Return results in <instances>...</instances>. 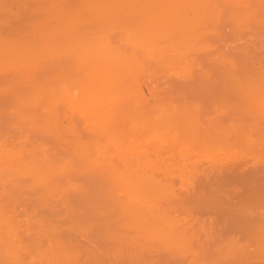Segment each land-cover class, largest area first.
Here are the masks:
<instances>
[{
	"label": "bare ground",
	"instance_id": "1",
	"mask_svg": "<svg viewBox=\"0 0 264 264\" xmlns=\"http://www.w3.org/2000/svg\"><path fill=\"white\" fill-rule=\"evenodd\" d=\"M208 1L210 3V7H211V2L212 1H215V0H29V1H27V5H25L26 4L25 1L23 2L22 0H6L7 4L8 3H10V4L13 3V5L14 4L16 5V6H14L15 7V11L14 10H10L11 13H12V11H14V12L11 15L12 16V20L9 21V19L11 18V17L8 18L10 16L9 15L10 13L8 12L9 13V14H7L8 16L6 15L7 18H6V16L3 15L4 12H6L8 10V8H7V10H4L3 8H6V6L2 3V0H0V5H1V8H2V9L0 8V12L3 11V12L0 13V32L2 31L3 28L10 27L12 25L11 23L17 24V28H14L13 26H11L12 28H14V34L16 33L15 37L13 36V39L11 37L12 40L9 37L8 38L10 39V41L9 40H6L7 36H6L5 39H4L5 36L3 38H1L2 37V34L0 33L1 34L0 35V73H1L0 76L7 74V76L5 75L6 79L8 77H10V81L7 80V81H9V84L7 85V84L4 83L5 84L4 85L5 88H3L4 90L2 91V89H0V96H4L5 95V97H6V94H4V93L10 92V94H8V93L7 94L9 96H11L9 98L10 99L9 101L12 100L11 101L12 102L11 104L13 106L11 105V107H14L15 109H13V108L12 109L14 110L15 114L17 113V116L15 115V117H18L19 118V116L21 115L19 113H20V110H21L20 108L22 106H29L31 104V107H34L35 106L37 108L38 107L39 108H42L40 106H42L43 103L41 104V101L39 100V98H36V96H35V94H36V91L34 89V86L35 85L32 84V86H31L30 83H27V81H26V80H28L27 74L32 73L31 76H33L34 75V72H37V70L40 69V67H41V65L39 64L40 62H42V64H43V62H46V63L48 62V66L51 67L50 69H54L57 66V64H58V61H59L58 58H60L61 55H64L66 53H69L70 55H73L74 54V56H72V58L73 57H76L77 59L78 58H80V59H86L85 61L84 60L81 61L80 59H78V60L76 59L77 62L75 60L74 65L72 63L73 66H75L77 64L76 68H80L81 67L80 65L83 62L84 63L85 62L88 63V60L91 57L90 55H93V54H98L97 57L100 56L99 58H96V59H99L100 60V67H99V69H102V67L104 68L105 67L104 65H106L105 63L107 61H110L111 59H113V60L115 59L114 61H117L118 63H121V64H117L118 66L114 63L116 65V67H115V65H112V66L110 65V67L108 66L109 68L107 70H109V71L112 70V71L110 73L108 72L109 75L108 76L106 75L107 78H105V77L103 78L102 77L103 74H101V73L106 72V71H103L104 69L103 70H99L100 73H99V71L98 72L95 71V70H98V69H96V67L98 65H94V64L96 62L98 64V61H96L94 63L92 62L93 65H90L89 64V66H90L89 69H87V67H89V66L88 65H85L87 71L85 72V75H84L85 78H83V79H88V80L91 81L92 79L93 80H96V79H99L100 77H102L103 80H104V82H105L104 85H103V82L102 81H100V82L102 83L103 86H100V83L98 84V82H97V81H99L102 78H100L99 80L96 81V84H98V85H96L95 82H92L93 80L91 81L92 83H90V81H88V80H87L88 82H86V83H76L75 82L76 80H74L75 83L74 82L72 83V85H74V87L73 86L72 87L74 89H78L79 90L78 92H80V98L81 99L78 98L79 96L78 97L75 96L74 99L75 98H77V99H75V101H74L73 97H72L73 100H71L70 99L71 98L70 95L69 96L67 95L68 98H65V100H64L66 102V104L68 103L69 99L72 101V104L75 103L76 100H78L79 103H80V100H82L81 101L82 104L81 103L80 104L83 107H85V109L83 108L84 111L88 115H90V117L89 116L87 117L86 116L87 114L85 115V118L87 117V120L86 121L83 120V123L85 125L88 124V130H89V127L91 128V125L93 124L92 127H96L97 132H99L98 136H100L101 138L103 137L102 139H100L98 137L100 139V141H98L97 139H95V141H92V144H94V146L92 147L93 148V153H94L93 156L94 157H88L90 154L88 156L85 154V152H86L85 151L86 145L83 144L84 142L83 143L82 142H79V140H80L79 139L78 142L75 145V142L77 140L73 142V140H74L73 138L71 139L72 143L71 142H68L67 140H65L63 138L64 139V142L63 143H67L68 142L69 145H70V147H73L74 150L72 152H70V153L71 154H74V155L76 153V156H78V158L76 157V159H77L76 162H73L74 159L68 160V159H65V157L63 159V156H62V159L60 157V160H57L59 157L56 160H53L50 157L49 152L45 148H42V147L40 148V147H37L36 146L37 149H34V150H24V149H22L24 146L22 147L20 143L17 144V145L20 144L19 145L20 147L19 146L17 148H15V147L13 148L12 147L13 149L12 148L10 149V147H9V149H7V148H5V147H3V146L0 145V264H124V261H123L124 259H126V261H128L125 264H127V263L128 264H142V263L139 262L140 257H141V260L144 261L142 259V258H144L143 257L144 254L143 253H145V252L148 253L152 248H155V249L154 250L152 249L153 252L151 251L150 253L158 252V253H156L155 256L156 257L159 256V258L163 259L166 262V264H167V261L166 260H168V262H169L168 264H173V263L178 264V262L181 260V264H182L183 261H185V259L187 258V257H185L187 255V254L185 255V253H187V252L189 254V255H187V256H189V259H188L189 261H187L188 264H215L214 262H216V261H218L216 264H218L219 261L222 264L223 263V261H222V258L223 257H220L219 254L217 253L218 252V249L221 250V253H222L221 256L224 254L223 255V256H225L224 257V260L228 259V260H231V263L232 264L233 263L234 264L235 263L240 264V262L243 259V258H241V256L243 255V253H242V255H240L241 254L240 251L242 249H240V251H238V254H236L235 251H233L234 250L233 249V246H232L234 244L233 241H236V240H234V238H233V241H231L232 240V236L229 237V239H231L230 240L231 242L228 240L230 243H233V244L227 246V247H230L229 249L226 247L227 244H230L228 241H227V244H224L225 246L222 244L221 249L217 247L218 249H217V252L216 253L218 255L217 256L214 255V256H216V258L212 255L213 258H210L209 259V260L213 261V259L215 258L213 262L209 261L208 263H206V261L208 259L206 261H204L203 259H200V256H199L200 254L197 255V251H195L194 253H191V249H190V248H192V247H190V245L192 243L191 238L193 237L194 234L195 235L197 234L199 236V233H202V236H203L201 238L196 237L197 238V241H199V243L202 240V238H205V236L207 238V240L205 238V242L206 243L205 242H202L204 244H201L200 243L201 245L198 243L200 246H202L201 248H203L202 253H205V252L206 253H210V252L206 251L208 249H205V247H206V244L209 243L208 242V238L210 239V237H211V235L209 234V232H206L207 231L206 230V226H207V228H211L212 226L210 227V225H209V224H212V223H209L211 221H209L208 222V225H207V223H205V220H204V222H201V219H198V218L197 219L196 218L193 219L195 217L194 215H192L193 218H189V217H186L187 219L186 218L185 219L182 218L183 221L180 219L185 226L187 225V222L188 221H193L194 220V221H196L198 223V220H200V222H201L200 224H198L199 225V228H198V225L196 224V222L193 221L195 223L194 225H197L196 226L197 227L196 229L197 230L199 229V231H198L199 233L197 232L196 229L195 230L193 229L194 231L192 230V233L194 232V234L192 235L190 233L191 232V230H190L189 233L192 235V237L189 236V238H187V236H186V233L188 234V232H186L187 229L189 230V228L191 229V228H194L195 226L193 227L191 225L192 227L191 226L189 227V225H190L189 224L188 227L186 226L187 229H185V226L180 223L181 221L180 222H177L178 223L177 226H182L183 225L184 226L183 231L184 230H186V231H184V232H182V231L180 232L179 231V234L178 235H172V232H174L173 229H175V227H177V226H174L175 223H172L170 219L171 218L173 219L174 217L176 219H179V218H177V215L179 216V213H180L179 210H181V209H184V210L187 209L185 207H187L188 205L186 204V206L183 207V206H181L183 204L182 202H184V204H185L188 201L187 203L188 204L190 203L189 204L190 206H188V210H187L188 213H194L195 214L196 212L199 213L198 210H197V208L202 207V205L204 206V208L207 206L206 209H209L211 211L212 210L214 211L215 210L214 208L213 209H210V206L214 205L213 203L210 204L213 200L217 202L214 205L215 208L218 207V204H220L221 202L224 201V198L226 200V198H228V197L226 196L225 192L230 191V190H228V189H230L229 188L230 186L228 184H226V183H229V181L228 182L225 181L227 179L226 177H225V180H222V182L225 181L226 183L223 182L221 185H219L221 187H222V185H225V186L228 185V188H226V187L220 188V190L221 189L224 190V188L226 190H228V191H225L224 190L225 191L224 193H220L221 196L223 194V198H222L223 201L220 198L221 199L220 200L221 202L218 201L219 199H217L220 196V194H219V196L217 198L215 197V196H217L215 194L217 192H219V189L217 191L216 190V187H215V189L213 190L214 185H212V184L211 185L213 187H211L210 184L208 185V187L210 186L209 189L210 190H213L215 192L209 190V193L206 194L207 196L205 195V193L203 195V191H204V189L206 190V188L202 189L203 191L202 190L200 191L199 185L196 186V189H198V188L199 189H198L197 193H194L195 196H193V194L190 195L189 194L190 192L188 193L187 190H189L188 188H191L193 185H196L195 180H196L197 177H200V176L201 177L202 176L206 177L207 176L205 178V180H206V183H208V181H210V178L209 177H211V176H213L214 179L216 178L215 176H217V179H218V177H220V176L222 177L223 176L222 179H224V176H229L230 173L233 174L231 171H229V169L231 167L229 162H231V163L233 162L231 165L233 166V169H234V164L236 165V163L238 164L239 161H240V163H239L240 166L239 165H236L237 167H239L238 170H237L238 171L237 172L238 173L237 174L238 176L237 175H236L237 177L235 176V174H236V172H235L233 174V177L238 178L239 175H241L243 173H250L251 174V176H249L247 174L248 177H243L244 175L243 176H240V178L242 177L244 180H249V181L252 180L253 181V182L252 181L251 182H248V181H244L243 180L247 184V186H245L246 188H249V189L252 188V192H256V190H253L254 187L257 190L260 189V188L261 189H264L263 188L264 187V185H263L264 184V181H263L264 179L262 180V178H264V177H261V176H264V137L262 136V134H255L254 135L253 134L254 132H251V129L253 128V126H254V129H256L258 127L255 128V125H253V123H252L251 128H248V129H250L248 131L249 134L245 132L246 135L243 134V136H241L242 134H238V135L236 134L235 135L234 133H235L236 127L234 126V123L236 125H237V123H236V120L233 117H231V118H233V121H232V119H230L229 120L230 122L228 123V126L225 125V128L223 129L224 123L223 122H222L223 124L222 123H219V120L217 122L216 118L221 117V120L224 119V118H227V115L230 114V112L232 113L231 116H233V112L232 111H234V114H236L238 112L236 115L238 117L237 120L239 121L240 119H242V117H241V114H239V111L238 110H240L239 107H241V108H243V107L241 106V102L235 103L234 108H233V106L231 104H229L230 105L229 107H231V110H230V108L228 109V106H227L225 108L227 109V111L228 110H230V111H228V112L226 111L225 112L226 109L224 108V106L227 103H225L223 105V108L225 109V110H223L222 107H221L222 105H220L221 104L220 102L224 98L221 99L220 102H218V100H219L218 99L217 102H216V105L219 104L221 108L218 107V105L217 106L215 105L212 108V105L210 104L211 105V108L215 111L214 112V115L216 116L218 114V116L217 117H215L214 115L211 116L212 118H215V119L209 118L210 117L209 116L208 118L210 120L207 119L209 121L208 122V125H211V124L213 125L214 122H212V123H210V122L215 120V122L217 123V124L216 123L215 124L218 125V127H219L220 130L223 129L225 131V129L227 127V129H226L227 131L224 132L222 130L223 132H221V133H223V134L228 133V131L231 132V130L233 131L235 129L232 134L231 133H228V134L231 135V136L235 135L234 136L235 137L234 138V141L236 139L235 145H238V144L239 145H242V146L244 145L245 150L243 148L241 151H237V150H235L237 148L236 146H235L236 147L235 149L234 148L228 149L227 147H229V146H227V144H228L227 142H229L231 144V139L230 140L228 139L229 141H227L226 138H223V140H221L220 142H218V144H215V143H213L214 141H212V139L211 140L209 139L213 135L210 136V133H207V132H206V134H209V138L207 137L208 135L205 134L206 135L205 136V139H204V135H203V138H201L203 141H200V142L198 141V143H197V141L195 142V138H196V140H198L197 138L199 136L198 135V133H199V129L198 128L199 127L201 128L202 127L201 125L203 124V126H204V124L207 122V120H205L206 122L203 123V121H202V124H201V122L198 120V118H195L196 116L194 117L193 115H191V112H189V111H192L193 112V110L194 111L196 110L195 112H198L199 107H202V106H200L198 104H197L198 106H196V101L193 100V98H192V97H194L193 94H195V93L193 92V90H191L190 92L192 94H190L191 95L190 97L192 99L191 98H188V96H186V97L183 98L184 100L183 99L182 100L185 101V99L187 98V99H191V100H189V102L192 101V102L195 103V104H192L191 105L192 106L191 108H193V110H192V109H190V107L188 105H186V103H187V99H186V101L184 102V104H185L184 106H186V108H184V109H186V111L190 109L187 112L192 116L191 119L195 118V119H197L196 122H200L201 125L199 127H197V125L194 124V121H195L194 119H193V121L190 119L191 116H188L187 117L186 114H185L186 117L184 116V113L186 112V111L184 112V109H183L184 106L183 107L179 106V104L183 103L182 100H180V99L183 96L186 95L185 92H183L185 95L181 96L183 93L180 94V92H179V91H181L180 88L177 89V87H174V88L171 87V89H170L168 87L170 89V91H168L167 94H169V92H170V94L169 95H166L165 97L163 96L164 95L163 94L162 95L163 97H162L158 93H160L162 91L160 89H164V87H163V88H160L159 89L160 92L157 91V94L158 95H156V92L154 91V87L156 85H158L157 84L158 82L156 80L159 79V77H157V76H159V74H158V72L156 73L155 71H153L151 69L152 70V73L155 76H151L152 75L151 73H150L149 76H151V78L153 77V78H158V79L155 80L156 85L155 86L152 85L153 86L152 88H153V91L154 92L152 91V89H150V92L151 93L148 91L149 93H148L147 97H150V99H151V101L153 102L154 105L152 103H147V102L145 104L144 101H143L144 103L142 102L143 104H141L140 103L141 100L139 102V104H140L139 106H141V108H143V111H145L144 108L146 106V111L142 113L143 115L145 114V117L144 118L147 119V121H145V123L148 124L150 121L153 122L151 120V115H147L146 114V112H147V106L149 108L150 107H154L155 104L158 105L157 104L158 102L161 103V101H162V103H163V102L168 101L169 99H170V102H172L174 100L173 101L174 103L172 102V104H169V102H167L164 105L157 106L158 110L157 109H155V110L156 111H159V113H160L159 115L160 116L159 115H156V116H158L159 119L162 116V119L158 120V117H154L155 120H158V122H155L154 125L152 123L154 133L153 132L151 133V131H153V130L150 131L151 128L150 129L148 128V131H147L148 133L146 132L147 133V136H149L148 138H150V135H151V138L150 139H148L147 137L144 138L143 136H137V134L140 132L138 130H142V129H144L145 131L147 130V128L143 124H142L143 126L141 125V123L144 121V119H141L143 117L140 116L141 118H138L139 115H140V113H141V111L138 110V107H137L138 106L137 105V102L139 100L137 102L134 101L135 97L136 98H138V97L141 98L142 96L145 97L144 95L138 94L140 92V91H138V89L143 90V91L145 89H143L141 86L140 87L142 89L137 86L138 84L136 83L135 80H137L138 75L137 76L134 75V72H135V74H137L139 72L141 74V72H142L141 69H143V65H141L139 63V60L137 59L138 61L136 62V64L137 63H139V64H137L136 66H138V68L141 66V68H139L140 71L139 70H137V71L134 70L135 67H136L134 65H133L134 68L132 67L130 69V71H128L129 68L131 67L130 65H132L134 63L133 58H132V61H131V59L129 57L130 56L129 55L130 53H128V55H126V57H129V60H128L127 58H124L125 57L124 52L123 53L121 52L122 54H120V51L119 52L117 50L116 51H112V50L110 51V46L108 48V45H111V44H110V42H108L109 39L107 37L110 36V38L112 39L111 35L113 36V34L118 33L119 38H117V39H119L120 41L123 42V43H121L119 41L121 44L124 45V47L126 49H128V48L131 49V47L133 46V44H137L140 47V49H136V50H139L141 52L143 50L145 53H150L151 54L152 52H150V51L152 49H154L153 52L155 51V48H153V47H158L157 45L154 46V44H156V40L159 43H161L162 40H164L165 43H166V41H168V44L163 47L164 50H160V51L157 50V51H158V53L159 52L161 53V52H164L165 51L166 56H164L165 53L163 55L162 54H158V55H161V56H163V57L166 58L168 56L167 53L169 55L171 53H173V54L175 53L176 54L177 52H179L178 51V50H180L179 48H181V46H183L182 44H186V43H183L186 39L189 38L188 41H190V38H191V41H193L192 38L193 39L195 38V42H196L197 41L196 40L197 37L199 36V34L202 33V30H201V32H199V30L203 26L205 28V25L203 24L205 22V19H206L204 13H205V11H206L205 14H207V12H209V11L206 10L207 9V6L209 4ZM222 1H224V0H222ZM251 1H253V0H250L249 2H251ZM259 1L262 2L261 3L262 5L259 3V6L260 7L261 6H264L263 5L264 4V0H259ZM218 2H219V5H220L221 0H219ZM225 2H227L226 7H228L229 3H230L229 7L230 6L232 7L231 4H235V3H236V5H235L236 7L237 6L241 7L240 5H243L242 3L244 2V0L241 1V2H240V0H231V2H230V0H228V1L226 0ZM237 2H240V3L238 4ZM249 2H247V4H249ZM72 4H74V6H72ZM116 4H118V5H116ZM2 5H4V7ZM13 5H11V6H13ZM28 6H30V8H31L30 11H31L32 15L30 13H28L29 15H31V17H30L31 20H28L29 22H26L25 21L26 19L24 18L25 17L24 11H25V9H27ZM71 6L73 8H71ZM214 6L215 7H213V10L216 8V2L214 4ZM235 6H233L232 9H235L236 8ZM252 6H255V5L252 4ZM226 7L224 6L223 8H225L227 10L231 9L229 7L228 8H226ZM239 7H238V9H239ZM246 7H247V5H246ZM255 7H258V4ZM30 8H28V9H30ZM220 8L222 10V7H220ZM242 8H240V9H242ZM250 8H251V6H250ZM250 8H247V9H250ZM263 8L262 7L260 8L261 9L260 12H263L264 11V10H262ZM257 9H258V11L260 10L259 7ZM257 9L254 10L255 12L252 11V13H250L251 15L249 14V16L252 17V19L247 14H245L246 12L244 13V12H242L240 10L241 13H242L241 16L244 15L243 17H245V20L242 21V19H240L239 20L240 22H238V23H241V21H242V22H244L246 24L247 23V22H245L247 20L246 19V16H247V18H250V20H252L254 22L257 21L256 18H255V14L256 13H259L257 11ZM227 10H225V11H227ZM240 11L237 12L235 14V16L232 14L234 16V18L236 16H238V18L241 17L240 14H238V13H240ZM198 13H201L202 19L204 21L202 19H201V21L199 20L200 19V14H198ZM213 13H215V16L214 17H212L214 15ZM213 13H212L213 15L211 16V18H212L211 21H209L207 23L212 22L214 20V18H215V21L213 23L214 25H211L212 27H215L216 26L215 24L218 23L216 21H217V19L219 20L220 17L219 18L217 17L218 11H216V9H215V11ZM113 14H116V17H117L116 19H118L120 22L118 20L116 21V23L113 22L114 20H116L114 18V15ZM197 15H199V16H197ZM203 15H204V17H203ZM109 16H111V21L114 18V20L112 22L109 20L110 19ZM219 16H221V15H219ZM197 17H199V18H197ZM30 18H28V19H30ZM23 21H25V22L23 23ZM86 21L87 22L88 21L89 22L92 21V22H95V24L94 25H91V23H87ZM85 22H86V24H85ZM199 22H201V23L203 22L202 23L203 25L201 23H199ZM233 22H235V21L233 20ZM21 23H23V25H21ZM244 23H242L243 26L245 25ZM247 24H246V26H248ZM80 25H82L81 28L83 27L84 28L83 29L84 31L86 29L87 33L86 32L85 33L87 35H84L85 33L84 34H79V33H81L80 31H82L80 29ZM200 25H201V27H200ZM257 25L260 28L261 23H260V25H259V23ZM20 26H21V28H20ZM246 26L244 28H247ZM198 27L200 29H198ZM208 27H210V26H208ZM237 27H238V32L237 33H238L239 37H241L240 34H242V33H239L240 32L241 25H239ZM256 28H258V27H256ZM79 29H80V31H78ZM215 29L216 30L217 29L220 30V26H219V28H215ZM101 30H105L104 32H106V33H101V36L102 37L100 36V34H97V33H99L98 31H101ZM241 30H243V29L241 28ZM112 31H115V33L112 32ZM206 31L205 32L203 31V36L204 37H205L204 34L207 35ZM263 31H264V29H263ZM26 32L27 33L30 32L32 34L35 33L36 35L37 34L38 35L39 34H42L37 39V41L35 39V41H32L31 42L32 43L31 44V46H32L31 48L28 47V45L30 46V43L28 45L26 44L27 47L25 45H23V44L22 45H19V43H21V42L23 43L24 39L22 37L24 36V33H26ZM107 32H108V34L110 33L111 35L110 34L107 35ZM209 32H210V34H212L214 31H209ZM216 32H218V30ZM216 32H214L215 35H216ZM260 32L257 31L256 34H260ZM47 34H49L50 36H48ZM247 34H249V31L247 32ZM263 34H264V32H263ZM43 35H46L47 38L48 37H50V38L51 37L52 38L54 37V39H55V35H58L57 36L58 38H56L57 40L55 39V41H53L54 39L51 38V40H48L49 42H45V41H43L41 39V37L43 38ZM52 35H54V36H52ZM104 35L107 36V37H105ZM172 35L174 37H172V38L169 39V37H171ZM217 35H218V33H217ZM242 35H246V34L243 33ZM84 36H86V38H85L86 40L85 39L84 40L82 39V37L84 38ZM212 36H214V35H211V38L213 39ZM248 36H247V38L249 40V37ZM115 37H117V36H115ZM157 37H159V39L160 38L161 39L159 40ZM250 37H252V36H250ZM258 37L260 38V36H258ZM163 38H166L167 40H165ZM201 38H202V36L199 39H201ZM259 38L257 39L258 42H260L261 40L264 41V36L262 37L263 39L261 38L259 40ZM113 39H115L114 42L117 40L116 38H113ZM152 39L155 41V43H154V41ZM41 40H42V42H40ZM238 40L239 39H237V42H238ZM255 40L252 39V41L257 42ZM80 41L81 42H84V43H80ZM240 41L241 40H239V44L242 45L241 43L244 44V41L245 40H243V42H241V43H240ZM249 41L251 42V40H249ZM26 42L28 43L29 41H26ZM43 42L46 45H47V43L49 44V45H47V48H49V50H51L53 48V53H51L52 50L49 51L47 48H46V50H44L45 47L43 48V45H45V44ZM111 42L113 43V41H111ZM198 42H200V41L198 40L197 41V44H198ZM237 42H235V43H237ZM235 43L232 44V46L234 48H236L235 46L237 45V44L235 45ZM113 44H115V43H113ZM193 44H194V42H193ZM197 44H194V47H193L194 49L196 48V46H197V48L199 47ZM204 44L206 45V47L204 48V50L202 52L203 54L208 53L209 50L212 51V48L214 47V45H213V47L210 44H208V46H207V43H202L200 45H204ZM252 44H253V42H252ZM14 45L15 46H19L17 48L18 50H17L16 53H19V52L20 53L17 54V55H13V54H15V53H13L14 50H12V52H10L11 47L12 48L15 47ZM123 45H121V46H123ZM228 45H229V43H228ZM121 46L118 45V48L121 47ZM185 46H188L189 47L190 45L186 44ZM185 46L183 48V49H185L184 51H186ZM232 46H231V48H232ZM111 47L113 48V50H115V48H114L115 45H113V46L111 45ZM116 47H117V45H116ZM207 47H208V49H207ZM209 47H212V48L210 49ZM226 47L228 48L229 46L225 45V48ZM54 48L57 49L56 52L60 56L56 55ZM159 48L162 49L160 45H159ZM252 48L255 49V47H252ZM130 49H128V51ZM189 49L192 50L191 51L192 53H194L195 50L191 49V46L189 47ZM43 50L45 52H43ZM133 50H135V49H133ZM181 51L182 50H180V52ZM187 51L188 52H184V54H183V52L180 54V56L182 55L181 56L182 58H180V59H183V61L182 60H179L178 62H183V63L182 64L179 63L180 65L178 66V69H176V70H173V68L172 67H169L168 65H167L168 67L167 66L165 67V65H164L165 63H164L163 57H162L163 61L161 60V56H159L158 58H159V60H161L164 63L163 64L164 65V69H166V71H169L168 70V68H169L171 70L169 72L172 75L170 73L169 74L172 77H174L175 79L179 80V83H181V81H182V83L188 82L187 80H189L190 76H191V78L193 77V79L190 78L193 82H194V79H195V82L197 80V83H201V82L203 83V81H204V84L202 86L205 89L203 87H199V91L202 93L201 90H203L204 95L206 93L209 94L208 92H212L211 90H212V88H214V86L211 87V82L214 81L213 79L221 78L222 75H223L222 76L223 79H225V80L226 79L227 80L228 79H231L230 80L231 83L225 81L229 85L227 88L225 87L226 88L225 90H227L229 92L232 90V88L235 87L233 85L235 82H236L235 85L236 86L239 85L238 87H240V84H241L240 81L242 79L241 86L244 85V88L243 87H240L238 89L240 90L241 88H243L245 91L243 89H241V90H243L242 92L244 94L241 91H238L240 93L239 95H240V97L243 96V99L250 98L248 100H250V101L252 100L251 101L252 104L251 103L249 104L250 106L247 103V105L249 107H245V104L243 103V106L245 108V109L243 108L244 111H247V112L249 111L248 114H250L252 112L250 114V116L252 115L251 118L253 119V117H255L254 115L256 113H259L261 115V112H259V111L262 110L263 111L262 114H263V117H264V105L261 104V106H263V107H260V102L261 101H259L257 99L258 98L257 97L258 94L256 93L258 89L260 90V88H264V87H262V86L259 87V84L258 85L257 84L254 85V83L252 82V79H251L254 74L256 76H258V77L260 76L259 77L260 79L261 78L264 79V75H263L264 72L261 71L262 69L264 70V66L261 64V62H260V64L263 67H261V66L258 67V65H259L258 62H257L258 65H257V63H254V64L257 65L256 66L257 68L253 64L254 68L253 67H251V68H253V71H255V72L250 71L251 70L250 69L249 70L250 73H249L248 70L245 71V68L250 67L249 62L251 61V59L248 57V55L246 53L244 54V56L247 55V58H249L250 61H247L242 56L241 58H243L244 61H242V64L241 65H243V66H241L240 63L238 61H236L237 58L235 60L236 62L234 61V59H235L234 57L235 56H241V55H239L240 53L237 54V52H235L236 53L235 55H234V53H232V55H234V57L233 58L231 57L230 60H231L232 63L236 64L235 65L236 67H234L233 64L230 63V62H227V64H223L226 61H228L229 58L223 56L224 59H226V60H224L225 62H222L223 61V60H221V59H223L222 55H225V54H220L221 56H216L217 59L214 58V56H213L214 61L215 60H219L217 63H215V67H216V64H219L220 66L217 65V66H219V67H217V70L214 67L215 68V70H214L215 72H213V71L211 72L210 71L211 72L210 73L209 70H207L208 74L210 73V75H211L210 76V75H207V73H205L206 71L204 72L206 75L203 74V71L204 70H201V68H200V66H203V65H201L202 62H200V61H195V62H200L201 63V64H199L200 66L198 64H196V66L198 65L197 68H199V69H197V68L196 69L199 72L193 70V68L196 67L195 66V63H194V60H193L194 58L192 59L193 62L191 63L190 60H189V58H187V56L188 55L190 56V54L192 55V53L189 50H187ZM211 51H209V53ZM70 52H72V53H70ZM54 53H55V55H54ZM131 53L133 54V52H131ZM50 54H51V56H54L53 58H51L52 60H54V59L56 60L57 59V64L56 65L54 64L55 67H54V65L52 66V64L54 63V61H52L51 59H49L51 57ZM69 54H67L66 56L64 55V57L66 58V60H67V58H70L71 57V56H69ZM262 54H264V52ZM154 55L155 54H153V55L151 54V55H148L147 56V54H146V56L148 57L147 58L148 61H149V59H150V61H153ZM67 56H69V57H67ZM87 56H89V58ZM122 56H123V58H122ZM174 56H175V59L173 60L174 57L173 58L171 57V60H173L174 62H176L177 61L176 58H178V55L176 54ZM193 56H195V55H193ZM254 57H256L255 54H254L253 58ZM87 58H88V60H87ZM119 58L122 61L121 60L119 61ZM134 58L136 60V57L135 56H134ZM158 58H157L156 61L158 63H161V61L160 62L158 61ZM211 58L212 57H211V54H210V56H208L207 60L210 59V60L213 61V58L212 59ZM123 59H125L124 62H123ZM49 60L51 62H53V63H50ZM79 61H81L80 62L81 63L80 65L78 64ZM125 61L127 63H125ZM129 61H130V63H129ZM170 61H169V63H170ZM173 61H171V63ZM20 62L21 63L24 62L23 63L24 64V67L21 66L22 68H24L23 69V72H21V70L19 69L20 67H18V65H19ZM252 62L253 61H251V63ZM84 63H83V65H84ZM142 63H143V61H142ZM145 63L150 64L147 61L146 62L144 61V64ZM158 63L155 64L156 65L155 68L158 67V66H159V68H162V64L158 65ZM68 64H70V63H68ZM112 64H113V62H112ZM210 64H212V63H210ZM245 64H247V65H245ZM225 65H228V66L225 67ZM92 66L93 67L96 66L95 67V70H94V68H91ZM191 66H193V67H191ZM221 66H223L224 69L223 68H220ZM60 68H62V67H60ZM112 68H114V69H112ZM191 68H192V70H193L194 73L192 72ZM234 68H235V70H234ZM17 69H19L21 73H19V70H17ZM56 69H57V67H56ZM74 70H75V72L77 70L80 71V69H77V70L74 69ZM154 70H156V69H154ZM256 70L258 72L260 71L261 73H263L262 74L263 77H261V73H259L260 75H258V73H257ZM68 71H70V70H68ZM101 71H103V72H101ZM166 71H164V72L166 73ZM220 71H221V73H219ZM226 71L227 72L228 71L229 72L232 71L233 73H231V72L230 73L232 75L234 74L237 77V81H236V77H233L229 72L227 73ZM234 71L236 73H234ZM54 72L56 73V71H54ZM64 72H65V70H64ZM146 72H148V71H146ZM195 72L198 73V74L200 73V74L198 75ZM242 72L244 74V77L242 76L243 75ZM244 72H246V74ZM69 73H72V72H69ZM96 73H99V74L97 75ZM189 73L191 75H189ZM216 73H217V75H216ZM247 73H249V74H247ZM44 74H45V72H44ZM100 74L102 76H100L98 78V76ZM162 74H163V72L161 73V77L164 75V74L163 75ZM195 74L198 75V77H196ZM201 74L204 75V76H208V81L206 80L207 77L205 78V80H203L204 79V76L202 77ZM8 75H10V76H8ZM24 75L26 76V78L24 77ZM39 75L43 76L42 73L39 74ZM69 75H67V76H69ZM132 75H134V76H132ZM248 75L251 78H249V79L246 78V77H248ZM57 76H58V74H57ZM72 76L75 77V75H72ZM104 76H105V74H104ZM145 76L148 77V74H146ZM168 76L166 78L167 80H164V79L162 80V81H164L163 83H165V81H168L169 82L170 79L168 80V78H171V76H169V77ZM231 76H232V78L235 79L234 83H232L233 80H232V78H230ZM35 78L37 80H39L40 76H38V78L36 76ZM61 78H63V77H61ZM66 78L69 79V77H66ZM66 78L64 80H66ZM140 78L138 77V79H140ZM148 78L151 79L150 77H148ZM184 78H188V79H184ZM210 78H211V80H210ZM243 78H246V79L244 80ZM44 79H46V78H43V80L41 79L42 80L41 81L42 83H43ZM145 79L147 80L146 77H145ZM263 79H262V81H263ZM56 80H59V78L56 79ZM238 80H239V83L237 85ZM247 80H248V82H247ZM249 80L251 81V83L254 86H257L258 88H255V89L252 88V85H251V83H250ZM256 80H254V81H256ZM34 81H36V80H34ZM171 81L173 82L175 80H171ZM23 82H25V84L26 83L27 84L25 85ZM39 82L40 81H38L37 83H39ZM46 82H48V80H46ZM58 82L56 81V84ZM61 82H62V80H61ZM205 82L208 83V84H206ZM216 82H214V83H216ZM243 82L246 83V86L247 87H248L247 84H249V86L251 85V89H248L249 87L248 88L245 87V83H243ZM37 83H35V84H37ZM53 83H54V85L52 84L53 86L51 87V89H54L55 88L54 86H56L55 81ZM93 83L97 87H95V85H93ZM163 83H161V84H163ZM43 84H45V83H43ZM201 84H199V85L201 86ZM221 84H223V83H221ZM38 85L40 86V84H38ZM62 85H66V84H62ZM169 85L171 86V84H169ZM206 85L207 86L209 85V88L211 87V90L209 91V89H208L206 91V93H205L204 90L207 89ZM0 86H2V85L0 84ZM39 86L37 88H39L40 90L39 89L37 90V88H36V90L40 92L41 91V88L43 86H41V87H39ZM50 86H47V88L48 87L50 88ZM57 86H58V84H57ZM167 86H165V87H167ZM65 87H63V90H62L63 92H66V90L68 89V87H66V88ZM156 87H158V86H156ZM20 89L23 90V92H22V94L17 95L16 93H18V94L21 93V92H18V90H20ZM165 89H167V88H165ZM189 89H191V88H189ZM192 89H194V88H192ZM235 89H237V88L235 87L234 90H233V92L235 91ZM172 90H174V91H172ZM175 90H176V92H175ZM246 90H249V92L246 91ZM62 91H61V94H62ZM195 91L198 93L197 90H195ZM222 91L224 92V90H221V88H220V91H219L220 93H218L217 90H216L217 93L215 92V90H214V93H216L217 95L220 94V96H218V97L219 98L220 97L222 98V96H223L222 95ZM43 92H44V90H43ZM47 92L49 93L48 90H47ZM51 92H53V91H51ZM67 92L70 93L69 90H67ZM163 92L165 93L166 90L163 91ZM172 92H174V93H172ZM177 92H178V95L180 94L181 97L180 96L177 97ZM238 92L236 90L235 93L238 94ZM245 92H247V93L245 94ZM254 92L256 93V95H255ZM45 93H46V91L44 92V94ZM55 93H57V92H55ZM55 93H52V94L54 95ZM109 93H110V95H109ZM112 93H114V94H112ZM144 93L146 94V92H144ZM197 93H196V95H199V94L201 95V93H199V94H197ZM224 93L226 94L227 92H224ZM262 93L264 95V92H262ZM107 94L110 96V98H109V96ZM213 94H211V95H213ZM63 95H65V94H63ZM137 95H139V96H137ZM230 95L231 94H229L228 97H234V96H230ZM245 95L247 97L244 98ZM151 96H152V98H151ZM158 96H160V97H158ZM168 96H170V98H168ZM201 96H200V98H201ZM250 96L251 97H253V96L257 97L255 99L258 100V101H256L253 98L255 100L254 101ZM260 96H262V95H260ZM260 96H259V98H260ZM205 97H203V99ZM235 97H236V95H235ZM123 98L124 99L126 98L127 101L129 100L128 103L130 102V98H131V100L133 102H135V103L132 102V105L130 107L128 106L129 107V110L127 109V107L125 108L126 110L122 109V111H124L127 116H128V114H131V113L133 114V115H131V117L129 119L130 120V123L129 124L126 123V121L127 122H129V121L128 120L123 121L122 120V117H120L119 120L111 117V116H113L112 114H115L114 112H112L114 109H115L114 110L115 112L117 110L116 114L118 112L119 113L120 112L121 113H124L119 108L120 105H118L119 104L118 103L119 100H123ZM155 98H156V100H155ZM158 98H159V100H158ZM217 98L215 97V101H216ZM263 98H264V96H263ZM63 99H64V97H63ZM117 99H119V100H117ZM142 99H144V98H142ZM206 99H204V100H206ZM229 99L230 98H228V100ZM36 100H39V101L38 102H35ZM51 100H52V97H51ZM66 100H68V101H66ZM83 100H84V102H83ZM200 100L202 101V99H200ZM211 100H213V99H211ZM71 101H69V102H71ZM115 101L117 103V104L115 103L116 105L114 104ZM178 101H180L181 103L178 102ZM263 101H264V99H263ZM0 102H2V101H0ZM39 102H40L41 105L40 106H37ZM154 102H156V103H154ZM255 102L258 103L259 107H258V105L255 107V105H256ZM36 103H37V105H36ZM177 103H178V106H177ZM239 103H240V105H239ZM253 103H255V105ZM32 104H33V106H32ZM148 104H150V105H148ZM54 105H52V106H54ZM127 105H129V104H126V106ZM210 105L209 106L207 105V107L210 108ZM233 105H234V103H233ZM236 105H239L238 106L239 109L236 108ZM73 106L74 107L75 106L77 107V103L74 104ZM187 106H188L189 109H187ZM0 107L3 108L5 106H0ZM47 107H49V106H47ZM47 107H46V109H47ZM76 107H75V109H76ZM196 107H197V109H196ZM215 107H218V109L215 108ZM39 108H38V110L36 109V112L39 111ZM51 108H53V107H51ZM155 108H156V106H155ZM246 108H247V110H246ZM258 108H259V111L257 110ZM5 109H6V107H5ZM79 109H80V107L77 110H79ZM216 109H217V111L219 109H221V110H220L219 113H216L217 112ZM234 109L235 110L237 109L236 110L237 112ZM251 109H252V111H251ZM18 110H19V112H18ZM43 110L45 112V109L44 108L42 109V112H43ZM48 110L50 111V107H49ZM110 110H111V112H110ZM22 111H24L26 113V115L24 116V117H26L28 113L25 110H22ZM127 111H129V112H127ZM149 111H151V109ZM152 111H154L153 108H152ZM244 111H243V113H244ZM254 111L256 113H254ZM53 112L52 113H49V114L56 115V114H53ZM135 112L136 113L139 112V114H137L138 116L135 114ZM221 112H223V113L225 112L224 114L225 115L227 114V115L225 116L223 114V116H222V113ZM240 113H241V110H240ZM24 114H22V115H24ZM36 114L37 113H35V116H34V119L35 120H36V118L39 119V117L42 118V120L43 119L44 120L47 119V115L46 116L43 115V114L40 115V113H38V115H40V116L37 117ZM108 114H110V116ZM42 115L44 117H46V119L43 118ZM135 115H136V117L134 118ZM146 115H147V117H146ZM154 115L155 114H152V116H154ZM207 115H209V113H207ZM107 116H108V119H107ZM11 117H12V119L14 118L13 116H11ZM27 117H29V116H27ZM27 117H26V119H24V123L27 122V119H28ZM94 117H95V119H94ZM110 117H111V119L117 120L116 123H118V121H119L118 124H121L120 123L121 120L123 122H125V123L122 122L123 125L121 124L122 126H120V128H122V127L124 128L125 124H128V130L129 131H131V129L133 131H135V132L138 131L136 133V136L138 138L135 136L137 138L136 139L137 141L135 140V138L128 137V136H130L132 134H130V135L125 134L124 135L122 133H120V134H122L121 136L124 135L123 137H125V138H123L124 140L122 139L123 142L119 141L121 136H119V137L116 136L118 138V140H117L116 137H115L116 134L113 135V133H115V132H112V131H111L112 133L111 132H108V130H110V126H108L109 128L106 126V124L109 123V122L107 123L106 121L107 120H109V121L111 120ZM132 117H133L134 120H132ZM88 118L91 119V120L88 121L89 120ZM82 119H84V118H82ZM92 119H94L96 121L95 124L93 123L94 121H92ZM135 119H136V122H135ZM255 119H253V120H255ZM227 120L228 119H226L225 124H227ZM34 121L31 122L33 125L35 123ZM38 121H40V119L39 120H36L37 123L35 124V126L37 124H39ZM11 122H12V120H11ZM15 122L16 121H14V124H15ZM43 122H46V121H43ZM137 122H138V125L139 126L141 125V127H140L141 129L137 125ZM242 122H244V121L239 122L240 125H238V126H240L241 128H244L245 126L246 127L248 126V125H245V124H244L245 126L242 125ZM259 122H261V120ZM0 123H2V122L0 121ZM41 123H42V121H41ZM218 123L220 124V126H219ZM263 123H264V121L262 120V124ZM16 124H18V122H16ZM56 124L57 123H55V125ZM215 124H214V126H210L208 129L214 127V129H212V130H215V132H217L216 129H218V127L215 126ZM258 124L260 125L261 123H257L256 125H258ZM25 125L30 126L29 127L30 129L29 130H31V128H33L32 127L33 125H30L29 123H27ZM222 125H223V127L221 129V126ZM35 126H34V129H33L34 132L32 133L34 137L38 133L37 130L35 132V129H36ZM42 126H44V125H42ZM56 126H58V125H56ZM116 126H117V124H116ZM134 126H136V128ZM229 126H231L232 128L233 127H235V128L232 129ZM45 127L46 128L48 127L47 124L45 125ZM45 127H44V129H45ZM70 127H72L71 129H72L73 132L76 130V129L73 130V127L74 126L72 124H71ZM70 127L67 126L66 129L69 128L70 131H68V132H71V135H72V131H71ZM84 127L86 128V126H84ZM142 127H144V128H142ZM205 127H206V124H205ZM215 127H216V129H215ZM12 128L14 129V127H12ZM24 128H25V130L28 129L27 126L24 127ZM49 128H50V126H49ZM81 128L83 129V127H81ZM228 128L229 129L231 128V130H229ZM241 128L238 129V127H237V129L239 131L238 133L241 132ZM262 128H263V126H262ZM196 129H197L198 133H197ZM201 129L203 131H200V133H202V132L205 133L204 132V128H201ZM254 129H252V130L254 131ZM39 130H40V127H39ZM118 130H119V128L117 129V131ZM26 131L28 132V130H26ZM59 131H61V130H59ZM90 131H91V129H90ZM121 131H123V130H121ZM219 131H218L217 134H219ZM255 131H258V130H255ZM262 131H264V128L262 129ZM41 132L42 131L39 132V135H40ZM52 132H54V130ZM92 132L93 131H91V133ZM34 133H35V135H34ZM50 133H51V131H50ZM74 133L77 134L76 131ZM130 133H132V132H130ZM260 133H262V132H260ZM75 134H73V137H76L77 136ZM141 134L143 135L144 133L141 132ZM148 134H150V135H148ZM252 134L254 135V137L251 136ZM39 135H38V137L41 138V136H39ZM41 135L44 137L43 132L41 133ZM54 135L56 136V134H54ZM59 135H60V133H59ZM195 135H196V137H195ZM214 135H216V134H214ZM51 136L54 137L53 135H51ZM219 136H222V135H219ZM227 136L228 135H226V137ZM78 137L80 138V135ZM142 137L145 139L146 142L143 141ZM223 137H224V135H223ZM49 138H51V137H48V140L47 141H50ZM146 138H147V140H146ZM208 139L210 141H212V142H210ZM242 139L244 140L243 142H242ZM32 140H34V139H32ZM101 140H103L102 143H100ZM214 140L216 141V139H214ZM208 141L210 143H213V145H211L209 147L207 145V142ZM20 142H22V141L20 140ZM45 143H47V142H45ZM78 143H81V144L79 145ZM86 143H88V142L86 141L85 144ZM169 144L173 147V150H169L168 149V145ZM38 145H39V143H38ZM82 145H83L84 148L81 147ZM87 145H88V148H89V146H91L90 144H87ZM43 147H45V146H43ZM74 147L75 148H78L79 147V148L78 149H75ZM86 150H87V148H86ZM59 151H58V148H57V151H55V152H57L59 154ZM221 151L222 152L224 151L223 158H221V157L220 158H215L214 153L216 152V154H217V153L220 152L219 154H221ZM57 153H56V155H57ZM57 156H59V155H57ZM91 156H92V154H91ZM53 158H55V157H53ZM203 161H205V162H203ZM227 164L229 165V167L227 166ZM226 166L228 167V170H226ZM236 166H235V169L237 168ZM76 173H79V175L76 174ZM80 173H82V174H80ZM49 175L56 176V177L52 180V176H50L51 178L49 179ZM73 175H76L77 176V177L74 176L75 179L78 178L77 181L78 180H81L80 179L81 176H82V178L83 177L85 178L87 176H89V177L87 179H85L82 183H80L81 184L80 185V184L76 183V181H74L73 178H72V180L70 179L71 177H73ZM68 176H71V177H68ZM78 176H80V178ZM156 176H159V177L160 176H163V178H159V177H156ZM172 176H173L174 179L172 178ZM175 176H176V178H175ZM192 176H194V177H192ZM254 176H256V177L258 176V178L261 177L259 180H262V182H258V179L256 177L255 178H252ZM204 177H202V178L204 179ZM233 177L230 178V176H229L228 178H230V181H231L233 179ZM213 178L211 177V179H212L213 182H219L220 179H221L220 178L219 181H216L217 179L214 181ZM168 179H171V180L172 179L173 180L176 179L175 182H173V183H176L177 189H176V185L170 186L169 182H167ZM256 180H257V182H256ZM212 181H211V183H212ZM234 182L236 183L237 180H235V181L233 180V183ZM220 183L221 182H219V184ZM233 183H230L231 186L233 187V185H234V187H236L235 186L236 184H233ZM250 183H253V187H252V185ZM257 183L258 184L262 183V184L257 186ZM89 184H93L95 186L97 185L98 188H99L97 190H99V191L96 190L95 193H91V194H89V192H88V197H86V198H85L84 195H82L84 197V201L82 202L81 207L80 206L76 207L75 205H74L75 207H73L72 206L73 204L71 203V201H73L74 196L78 199V200H76L77 202L78 201L81 202L80 201V198L77 197L78 196L77 193H79V190H83L84 186L86 187ZM246 184L244 183L243 186L246 185ZM248 184H249V186H248ZM240 185H241V183L239 182V184L237 185L238 186V194H239V196H241L243 194V192H244L243 190H241V192L239 191V189L241 187ZM250 185H251V187H250ZM90 186L91 185H89L88 188L87 187L86 188L89 189ZM256 186L258 188H256ZM260 186H262V187H260ZM203 187H204V185H203ZM232 187H231V190H234V189L237 188L236 187V188H233L232 189ZM245 187H243V188H245ZM217 188H218V186H217ZM179 190L180 191L181 190H184V192L183 191L182 192L184 194L187 193L189 195V197H188L187 194H186L187 198L183 197L184 194L182 195V192H181V194H179L180 193ZM94 191H92V192H94ZM193 191L196 192L193 189L192 190V193H193ZM235 191H234V194L237 193V189ZM248 191L249 192H247V193H250V190H248ZM260 191L262 192L263 190H258L257 191V195H258V192H260ZM84 192H82V193L85 194ZM90 192H91V189H90ZM261 192L259 194H260V196L261 195L263 196L264 192L262 194H261ZM75 193L77 194V196L74 195ZM200 193L203 196L200 195ZM213 193H214V196H213L214 198L212 197L213 198L212 199L210 196L213 195ZM177 194L179 195L178 197H177ZM197 194H199V195H197ZM224 194H225V196H224ZM71 195H73V197ZM180 195H181V198H182V199L180 198L181 200L179 199ZM235 195H237V194H235ZM245 195H248V194H245ZM2 196H5L6 198L5 197L3 198ZM70 196L72 198L70 199V202H69V197ZM248 196L246 197L247 199H244L245 201L243 200V198L240 197V199H242L243 202H245L244 205L245 204H250L251 205V202L249 200L251 198L253 200L254 193H253V197L251 195V197L248 198ZM203 197H207V198L210 197L209 200L207 199L208 201H210V199H212L210 203L208 202L209 205H207V201H205V199ZM231 197L232 198H236V197H233V196H231ZM192 198H193V201H196V203L195 202H192ZM82 199L83 198H81V200ZM85 199L86 200L88 199V200L86 201ZM199 199L200 200L203 199V200H201V202L203 201L204 203H201L200 202L199 206L197 207V205H198L197 203H199ZM215 199H217V200H215ZM229 199L230 198H228V200ZM240 199L238 200V203L235 201L234 202L235 205L234 204L233 205H234V207L241 206L240 207V210H241L240 212H242V209H243L242 207H244V206H242L241 203H243V202H241L242 200H240ZM94 200L97 201L96 202V205L94 204L95 203ZM230 200L228 201L229 203L231 202ZM247 200L250 203H248ZM175 201H178V202L176 203ZM180 201H181V203H179ZM226 201L224 202V205L228 206L227 205L228 203ZM253 201L252 202L256 204L257 201L256 202H255V200H253ZM262 201H264V199ZM170 202H171V204L174 202L173 205H172V207L177 206V205H175V203L176 204L179 203V205L181 204L180 206L183 207V208H181L178 205L180 207V209L178 208L179 209L178 210L177 209L178 206H177V207H175V210H174L173 208H170L171 207L170 206L169 207L170 209H167L166 212H165V215H166V217H165L163 215V213L160 212L157 209V207H158L157 204L159 203L158 204L159 207H160V205L162 207L163 206V203H164L165 204L164 207H165V206H167L166 203L170 205ZM160 203H162V204H160ZM193 203H194V207H197V208L192 207L193 206L192 205ZM91 204H93L94 208H91V207H93ZM216 204H217V206H216ZM262 204H261V207L264 208L263 207L264 206V202ZM87 205L90 208L88 207L89 209L86 208L87 210H85V207H87ZM250 205H246V206L249 207ZM19 206H22V207H19ZM208 206H209V208H208ZM252 206H253V204H252ZM193 208L196 209L195 212H192V211H194ZM227 208H231V206L230 207H227ZM227 208H225V210ZM249 208H248V213H251V211H250L251 208L250 209ZM171 209H173L174 211H179V212H177V215H176V212H175V214L173 215L174 217H173L171 214L174 213V211L172 210V212H171ZM221 209H222V207H221ZM234 209H233V211L235 213L237 212L238 214H240L239 211H237V208L235 210ZM43 210H45L46 212L48 210V212H49V213H47V214H49L48 216L45 213L46 214L45 219H43L44 216L40 218L39 217L40 215H38V212L39 211H43ZM168 210H170V211L167 212ZM190 210H192V211H190ZM219 210H217V213L215 212L216 215L218 214ZM246 210L244 212H246ZM251 210H253V209H251ZM164 211H165V209L163 210V212ZM185 211H183V212H185ZM253 211H255V210H253ZM262 211H263V209H262ZM170 212H171V214H169ZM183 212H181V213H183ZM225 212H227V210ZM256 212H258V211H256ZM166 213L169 214V216ZM208 214H209V212H208ZM211 214H213V213H210V215ZM220 214L223 215L222 213L219 212V215ZM263 214H261L262 217H263ZM42 215H43V213L41 214V216ZM79 215H82V217H83L82 220H80V222L78 220L77 221H73V220L78 219V217L80 218ZM206 215H207V212H206ZM243 215H244V213H243ZM92 216L95 218V221H100V220H101V222L103 221L102 223L106 227L105 228L102 227V228L105 229V230H103L100 233H98L95 230L97 225L91 219ZM47 217H49V218H47ZM169 217H171V218L169 219ZM211 217H212V215H211ZM241 217H242V215H241ZM188 218L189 219H192V220H188ZM222 218L223 217L221 216V219ZM225 218L227 219V217H225ZM231 218H232V216H231ZM248 218H249V216H248ZM253 218H254V215H253ZM176 219H175V221H176ZM228 219H227V221H229ZM244 219L245 218H243V220ZM247 219H245L244 222L247 221ZM263 219H264V217H263ZM214 220L217 221L218 219H213V221ZM172 221L174 222V220H172ZM216 221H214V222H216ZM248 221H249L248 222V225L246 224L247 222H245V227L251 226V225H249L251 223V221L250 220H248ZM221 222H219V224ZM179 223H180V225H179ZM242 223L243 222H241V224ZM229 224H230V222H229ZM118 225H119V227H117ZM237 225H238V223H237ZM261 225H263V224H261ZM221 226H222V224H221ZM226 226H227V224H226ZM239 226H241V225H239ZM178 228H177V230H175L176 232L178 231ZM218 228H220V227H218ZM179 229L181 230V228H179ZM224 229H225V227H224ZM228 229L230 230V228H228ZM209 230L211 231V229H209ZM195 231H196V233H195ZM231 231H233V230H231ZM256 231H258V230H256ZM218 232L220 233V231H218ZM258 232L259 233L260 232L263 233L262 231H258ZM221 233H222V231H221ZM221 233L219 234L220 236H221ZM215 234H216V232H215ZM222 235H225V234L222 233ZM208 236H210V237H208ZM257 236L258 235H257V232H256V235L254 237L258 238ZM125 237H127V239H129V242H128V240L126 241ZM260 238H261V236H260ZM263 238H264V235H263L262 239ZM124 239L126 241V243H125L126 244V247H125V250L122 251V249H120V247H122L121 246V243L123 242ZM140 239L141 240H145L146 242H149V243L150 242L154 243V247L152 246L150 249H149V247L142 248L143 246L141 247V245H142V242L143 241L140 242L141 241ZM262 239L260 240L258 238V240H260V242H262L264 240V239L263 240ZM137 240L139 241V243H141L140 245L137 244V243H135ZM216 240H218V239H216ZM219 240H222V239H219ZM155 242H157L158 244H156ZM134 243L137 245V247H135V248H134ZM144 243H143V245H144ZM149 243H148V245H149ZM213 243L216 244L218 242L216 241V242H213ZM262 243H264V241ZM41 244H42V246H41ZM155 244H156V247L157 246L159 247L157 249H160L159 251H161V252H159L156 249ZM195 244H197V242ZM259 244H261V243H259ZM122 245H123V243H122ZM203 245H205V247ZM210 245L208 244V247ZM193 246H194L193 249H195L194 243H193ZM223 246L226 247L229 251H226L225 250L226 248H224ZM231 246H232V249H231ZM243 246H242V248H243ZM222 247L224 248V250L226 252H229L230 255L228 253H226V252L224 253L222 251ZM212 248H214V247L212 246L211 249ZM261 248H262V245H261L260 248H257L258 249L257 251H259L260 253H261V251L259 249H261ZM197 249H198V252L200 253L199 248H197ZM215 249H216V247H215ZM235 249H237V248H235ZM263 249L264 248H262V250ZM155 250H157V251H155ZM231 250H232V252H230ZM243 250H244V248H243ZM163 251L167 252L169 254V256H170L169 259L172 258L173 260L170 261L171 259L169 260L168 258H166V256L168 254H166ZM162 252H163L164 255H166L165 257H162V256H164L162 254ZM159 253H161L162 255H158ZM206 253H205V255H207ZM245 253H247V252H245ZM260 253H258V255H260ZM263 253L264 252H262V255H263ZM141 254H143V255H141ZM152 255L153 254H150V264H153V263L154 264H157L156 263L157 258H155V256H152ZM205 255L203 254V257ZM237 255H239V256L237 257ZM145 256H147V255H145ZM151 256L154 258V262H153V260H151L152 259ZM218 257H220L219 260H217ZM261 257L262 256L260 255V258ZM263 257H264V255H263ZM177 258L179 260L178 262L176 261ZM236 258L237 259H240L241 261L237 260ZM163 260H161V261H163ZM201 260H203L204 263H203V261L201 262ZM161 261L158 259L157 262H159V264H161L162 263ZM164 261H163V264L165 263ZM243 261L245 262V259ZM145 262L146 261H144L143 264H145ZM226 262H228V261H226ZM231 263H226V264H231ZM251 263H252V261H251ZM183 264H185V263H183ZM241 264H244V263H241Z\"/></svg>",
	"mask_w": 264,
	"mask_h": 264
},
{
	"label": "rangeland",
	"instance_id": "2",
	"mask_svg": "<svg viewBox=\"0 0 264 264\" xmlns=\"http://www.w3.org/2000/svg\"><path fill=\"white\" fill-rule=\"evenodd\" d=\"M22 1H23V2L25 1V3H26L25 5H27V1H29V0H27V1H26V0H22ZM218 1H219V0H218ZM218 1H217V0L212 1V2H211V7H210V3H209V1H208L209 4H208L206 10L209 11V12H207V14H205V13H206V11H205L204 15H205V18H206V19H205V22H204V23L202 22V23L205 25V28H204V26L201 27V25H200L201 29L198 27V29H200L199 32H201V30H202V33L199 34V36L197 37L196 40H197V41L199 40L200 42H198V44H197V41L195 42V38H194V39L192 38L193 41H191V38H190V41H188V40H189V38H188V39H186L188 42H187L186 40L183 42V43H186V44L190 45V46H191V49L195 50L194 53H192V52H191L192 50L189 49L190 46L188 47V46H185L186 44H182V45H183V46H181L182 49L179 48V49L182 50V51H181V52H180V50H178L179 52L176 51V52H177L176 54L178 55V58H176L177 61L175 60L176 62L173 61V60L175 59V56H174V55H176L175 53H174V54L171 53V54H170L171 56L167 53V55L169 56V57L167 56L168 58H167V57L165 58V57H163V56H161V55H158V54H162V55H163V54L165 53V51H164V52H161V53H160V52L158 53L157 50H159V51H160V50H164L163 47H164L165 45L168 44V41H166V43H165V41L162 40V42L160 41L161 43H159V42L156 40V44H154V46L157 45L158 47H153V48H155V51H154V52H153L154 49H152V50L150 51V52H152V53H151L152 55L155 54L154 57H153V61H150V59H149V61H148V59H147L148 57H147V56H148V55H151L150 53H145L143 50H142V52L139 51V50H136V49H140V47H139L137 44H133L134 47H133V46L131 47L132 50H131L130 48H128V49H130V50H129L130 52H129L128 49H126V48L124 47V45L121 44V43H123V42L120 41L119 39H117V38H119V36H118V33H115V31H112V32H114L116 35L113 34V33L111 32V33L113 34V36H112V35L109 33V34L111 35L112 39L110 38V36L107 37V36H105L106 34L104 35L105 37H107V38L110 40V41L108 40V42H110V44H111L112 46L115 45V47H114L115 50H113V48L111 47V45H108V48H109V46H110V51H111V50H112V51H116V50H117L118 52L120 51V54H122V53L124 52V54H125V57H124V58H127V59L129 60V57H130L131 61H132V58H133L134 63H133V62H132L133 64L131 63L132 65H130L131 67L129 66L130 68L128 67V68H129L128 71H130V69H131L132 67L134 68V66H136V65L139 64V63H140L141 65H143V69H141V70H142L141 74H140V72H139V71H140L139 68H141V66L139 65V66H140L139 68H138V66H136L137 68L135 67L134 70H136V71L139 70V71H138L139 73L135 74V72H134V75H136V76L138 75V77H139V78L141 77V78L138 79V77H137V80H135V79H134V80H135L136 83L138 84V85H137L138 87L141 86L143 89H145L144 91L138 89V91L141 92V93L139 92L138 94L144 95L145 97H143V96H142L141 98L138 97L139 99L135 97L134 101L137 102V101L139 100V101L137 102V105H138L137 107H138V110L141 111V113H140V115H139L138 118H141L140 116H142L143 118H141V119H144V121H143L142 123H141L140 121H139V122L141 123V125L143 124V125L147 128V130H146V131H145L144 129H142V130H138V131H140V132L137 134V136H143L144 138H145V137L148 138V137H149V136H147L148 128H149V129L151 128L150 131L153 130V125H154V123H155V122H158V120L162 119V116H161L160 119H159L158 116H156V115H159V114H160L159 111H156V110H155V109L158 110L157 106L164 105V104H166L167 102H169V104H172V102L174 101V100H173L172 102H170V99H169L168 101L163 102V103H162V101H161V103L158 102V103H157L158 105L155 104L156 108H155V106H154V107H150V108L147 106V112H146V114H147V115H151V120H152L153 122L150 121L148 124L145 123V121H147V119L144 118V117H145V114L143 115L142 113L146 111V106H145V108H144L145 111H143V108H141V106H139V105H140L139 102H140V100H141V102H140L141 104H143L144 102H145V104H146V102H147V103H152V104H153V102L151 101L150 97H147L148 93L150 92V89H152V91H153V88H152V87L156 85L155 80L158 79V78H153V77L151 78V76H155V75L152 73V70L155 71L156 73L158 72V74H159V76H157V77H159V79L156 80V81L158 82V83H157L158 85H156V86H158V87H156V86L154 87V91L156 92V95L160 94V95L162 96V95L164 94L163 96L165 97L166 95H169V94H170V92H169V94H167V92L170 91L171 87H172V88L177 87V89L180 88V90H181V91L178 90V91L180 92V94L183 93V92H185V94H186V95H185V94L183 93V94L181 95V96L185 95V96H183V97L180 99V100H182V99H183L184 97H186V96H188V98H191V97H190V96H191L190 94H192V93H191L190 91L193 90V92L195 93V94H193L195 98H194V97H192V98H193V100L196 101V106L200 105V106H202V107H199L198 112H195L196 110L194 111L193 108H191V107H192L191 105H192V104H195V103L192 102V101L189 102V100H191L192 98H191V99H187V98H186V99H187V103H186V105H188V106L190 107V109L193 110V112H192V111H189L190 109L188 108V106H187V109H189V110H187V111L191 112V115H193L194 117L196 116L195 118H198V120L201 122V124H202V121H203V123H205V122H206L205 120H207V119L210 120L209 118H212L211 116H213V115H214V112H215L212 108H213V106L216 105V102H217L218 99H219L218 102H220V100L224 98V99H223L224 101L222 100V101L220 102V103H221L220 105H222L221 107H222L223 110H225V109H226L225 107H227V106H228V109L230 108V110H231V107H229V106H230L229 104H231V105L233 106V108H234L235 103H238V102H241V106H242L243 108H244L243 103L245 104V107H249V106H250L249 104L251 103L252 100L250 101V100H248V99H250V98H245V97H247L246 95L244 96L245 99H243V96H241V97H242V98H241L240 95H239L240 93L238 92V91H241V92H242V91L244 90V89H243V88H244V85L241 86V84H242V82H241L242 79H241V78H242V77L239 75V76L241 77V78H240V79H241V81H240V83H241V84H240V87H243V88H241V89H243V90H241V89L239 90V89H238V88H240V87H238V86H239V85H238L239 80H238V82H237V85H238V86H236V85H235L236 82L234 83L235 79L232 78V76H233V77H236V76H235L234 74H233V75L231 74V73H233L232 71H230L231 73H230L229 71H228V72L232 75L230 78H232V80H233L232 83H234L233 85L237 88V89H235L234 92H233V90H234V88H235L234 86H233L234 88H232V90H231L232 92L230 91L231 93H230L229 91L225 90V89L229 86V85L227 84V82L231 83V81H230L231 79H228V80L226 79V80H225V79H223V77H222L223 75H222L221 78H218V79H217V78H216V79H213V78H212L214 81L212 80L213 82H211V87L214 86L215 89L212 88V90H211V87L209 88V85H208V86L206 85L207 89L204 90V92L206 93V91H207L208 89H209V91L211 90L212 92H208L209 94L206 93L207 95H206V94L204 95L203 90H201L202 93L199 91V87H203L202 85L204 84V81H203V83L201 82V83H202V84H201V83H197V80H196V82H195V79H194V82H193V81L191 80V79H193V77L191 78V76H190V78H191V79L189 78L190 81L187 80L188 82H184V83H182V81H181V83H179V80H177V79H175L174 77L171 76L172 74L169 72V71H171L169 68H168L169 71H166V69H164V65H165V67H166L167 65H168L169 67H172L173 70L178 69V66H179L180 64L183 63V62H178L179 60H182V61H183V59H180V58H182V57H181L182 55L180 56V54H181L182 52H183V54H184V52H188L187 50H189V51L192 53V55L190 54V56H189V55L187 56V58H189L190 62L192 63L193 60H194L195 66H196V64L199 65V64H201L200 62H202L201 65H203V66H200V65H199V66H200L201 70H204V71H203V74L207 73V75H210V73H211L212 71L215 72V71H214L215 68H216V70H217V67L220 66L219 64H216V67H215V63H217L219 60H215V61H214V58H216V56H221L220 54H225V55H222V57H223V56H224V57H228L229 60H230V58H231V57L233 58L234 55L236 54L235 52H237V54L240 53L239 55H241V56H235V57H234V58H235L234 61H235L236 58H237L236 61H238V62L240 63V65L242 64V61H244V59H246L247 61H250V59H251V61H253V62H252V63H251V61L249 62L250 67L245 68V71H246V70L249 71V70L251 69L250 71L255 72V71H253V68H254V66L256 67V66L258 65V63H259L258 67H260V66L263 67V66H264V57H263L264 54H262V53L264 52V41L261 40L260 42H258V40H257V39L259 38L258 36H260L259 40L264 36V34H263V32H264V31H263V29H264V23H263V22H264V11H263V12H260V11H261L260 8H261V7L263 8L264 6H261V7L259 6V3L261 4L262 2L259 1V0H253L254 2H253V1L249 2L250 0H249V1H248V0H244V2L242 3L243 5H240L241 7H239V6L236 7V6H235L236 3H235V4H231L232 7H231V6L229 7V5H230V3H229L228 7L231 8V9H229V10H230V11H229V10L223 8L224 6L226 7V5H227V2H225L226 0H224V1L221 0L220 5H219V2H218ZM227 1H228V0H227ZM241 1H243V0H240V2H241ZM258 1H259V2H258ZM7 2H8V1H7ZM7 2H6V0H5V1L2 0V3L6 6V8H3V9H4V10H7V8H8V10H9V11L7 10L6 12H4V14H3V13H2V14H3L4 16H6L7 14L10 13V14H9L10 16H9L8 18L11 17V18L9 19V21H11V20H12V16H11V15H12L13 12L15 11V7H14V6H16V5H15V4L13 5V3H12V4H10V3L7 4ZM215 2H216V8H215V9H216V11H218V15H217V17H218V18L220 17V19H219V20L217 19L216 22H218V23L215 24V25H216L215 27H212L211 25H214L213 23H214V21H215V18H214V20H213L212 22H210V23H207V22L211 21V19H212L211 16H212L213 14H214V15H213L212 17L215 16V13H213V12L215 11V9L213 10V7H215V6H214ZM230 2H231V0H230ZM240 2H237V3L239 4ZM247 2H249V4H247ZM28 3H29V2H28ZM256 3L258 4V7H259V9H260L259 11H258V9H257L258 7H255V6H257ZM245 4L247 5V7H246ZM252 4H254L255 6H252ZM4 5H2V6L4 7ZM11 5H13V6H11ZM29 5H30V4H29ZM116 5H118V4H116ZM261 5H262V4H261ZM263 5H264V4H263ZM10 6H11V7H10ZM72 6H74V4H72ZM72 6H71V8H73ZM233 6H235L236 8H235V9H232ZM243 6H244L245 8H244ZM250 6H251V8H250ZM220 7H222V10H221ZM228 7H226V8H228ZM238 7H239V9H238ZM242 7H243L244 9H243ZM0 8H1V5H0ZM11 8H12V9H11ZM28 8H30V6H28L27 9H25V11H24V14H25V17H24V18L26 19V20H25V19H24V20H25L26 22H29L28 20H31L30 17H31V15H32V13H31V11H30L31 8H30V9H28ZM240 8H242L243 10L240 9ZM247 8H250V9H247ZM1 9H2V8H1ZM210 9H211V10H210ZM256 9H257V11L260 13V14H259V13H256V14H255V18H256L257 21L254 22V21L250 20V18H247V16L245 15V16H246V19H247L245 22L248 23V24L246 23V24L248 25V26H246V24H245L244 22H242V21L245 20V17H243L244 15L241 16V14H242L241 11L244 12V13L246 12L245 14H247V15L249 16V14L252 13V11H254V10H256ZM10 10H14V11H12V13H11ZM225 10H227V11H225ZM240 10H241V11H240ZM262 10H264V8H263ZM28 11H29V12H28ZM212 11H213V12H212ZM239 11H240V13H238V14H240L241 17L239 16L240 18H238V16H236V17L234 18L235 14H236L237 12H239ZM1 12H3V11H1ZM1 12H0V13H1ZM8 12H9V13H8ZM26 12H27V13H26ZM202 12H203V11H202ZM254 12H255V11H254ZM28 13H30L31 15H29ZM212 13H213V14H212ZM223 13H224V14H223ZM244 13H243V14H244ZM198 14H200V19H199V20L201 21V19H202L201 13H198ZM232 14H233L234 16H233ZM238 14H237V15H238ZM109 15H110V14H109ZM113 15H114V18L116 19V18H117V17H116V14H113ZM204 15H203V17H204ZM219 15H221V16H219ZM250 15H251V14H250ZM7 16H8V15H7ZM7 16H6V18H7ZM197 16H199V15H197ZM252 16H253V15H252ZM217 17H216V18H217ZM230 17H231V18H230ZM249 17H251V16H249ZM4 18H5V17H4ZM6 18H5V19H6ZM28 18H30V19H28ZM109 18H110L109 20L111 21V16H109ZM114 18L112 19V21L114 20ZM197 18H199V17H197ZM233 18H234V19H233ZM260 18H261V19H260ZM240 19H242V21H241V23H238V22H240V21H239ZM251 19H252V17H251ZM117 20H118V19L114 20L113 22L116 23ZM202 20H203V19H202ZM233 20H234L235 22H233ZM25 21H23V23H24ZM82 21H83V20H82ZM112 21H111V22H112ZM118 21H119V20H118ZM203 21H204V20H203ZM86 22H87V21H86ZM86 22H85V24H86ZM108 22H109V21H108ZM119 22H120V21H119ZM232 22H233V23H232ZM23 23H21V25H23ZM83 23H84V22H83ZM87 23H91V25H94V24H95V22H92V21H90V22L88 21ZM199 23H201V22H199ZM202 23H201V24H202ZM211 23H212V24H211ZM242 23H244L245 25L243 26ZM258 23H259V25H260V23H261L260 28H259V26L257 25ZM262 23H263V24H262ZM11 24H12L11 26H13L14 28H17V24H13V23H11ZM103 24H104V23H103ZM118 24H119V23H118ZM203 24H202V25H203ZM208 24H209V25H208ZM221 24H222V25H221ZM250 24H251V25H250ZM91 25H90V26H91ZM198 25H199V24H198ZM239 25H241V27H240V32H239V33H242V34L244 33V34H246V35H242V34H240L241 37H239V35H238V33H237V32H238V27H237V26H239ZM11 26H10V27H7V28L5 27V28L2 29V31L0 32V33L2 34V37H1V38H3V37L5 36V37H4V39H5L6 36H7L6 40H9V41H10L11 37H12V39H13V36L15 37L16 33L14 34V28H12ZM81 26H82V25H80V29H81L82 31H80V29H79L78 31L81 32V33H79V34H84L85 32L87 33L86 29H85V31H84V30H83L84 28H83V27L81 28ZM86 26H87V25H86ZM88 26H89V25H88ZM208 26H210V27H208ZM219 26H220V30L217 29L218 32H216L217 30H216L215 28H219ZM242 26H243V27H242ZM245 26H246L247 28H244ZM255 26L258 27V28H256ZM84 27H85V26H84ZM207 27H208V28H207ZM211 27H212L213 29H212ZM248 27H249L250 29H249ZM11 28H12V29H11ZM20 28H21V26H20ZM86 28H87V27H86ZM241 28H242L243 30H241ZM3 30H4L5 32H4ZM206 30H207V31H206ZM215 30H216V31H215ZM244 30H245V31H244ZM247 30L249 31V34H247V32H248ZM83 31H84V32H83ZM104 31H105V30L98 31L99 33H97V34H100V36H101V33H106V32H104ZM203 31H204V32L206 31V33H207V35L204 34L205 37L203 36ZM209 31H214V32H216V35H215L214 32H213L212 34H210ZM257 31H258V32L261 31L260 34H256ZM262 31H263V32H262ZM10 32H11V33H10ZM82 32H83V33H82ZM208 32H209V33H208ZM4 33H5V34H4ZM8 33H9V34H8ZM86 33H85L84 35H87ZM217 33H218V35H217ZM1 34H0V35H1ZM34 34H35V33H34ZM34 34H32V33H30V32H29V33H27V32L24 33V36L22 37V38L24 39V41H23V43H22V42L19 43V45H22V44H23V45H25V46L27 47V45L30 43V46L28 45V47L31 48V47H32V46H31V44H32L31 42H32V41H35V39H36V41H37V39L42 35V34H39V35H38V34H37V35H36V34L34 35ZM109 34H108V32H107V35H109ZM255 34H256V35H255ZM262 34H263V35H262ZM47 35L50 36L49 34H47ZM211 35H214L215 37L212 36V37H213V39H212V38H211ZM248 35H249V36H248ZM45 36H46V35H43V38L41 37V39H42L43 41H45V42H49L48 40H51V38H52V37H51V38H50V37L47 38V36H46V37H45ZM52 36H54V35H52ZM57 36H58V35H55V39L58 38ZM77 36H78V35H77ZM80 36H81V35H80ZM98 36H99V35H98ZM115 36H117V37H115ZM201 36H202V38L199 39ZM247 36L249 37V40H251V42L248 40ZM250 36H252V37H250ZM8 37H9L10 39H9ZM26 37H27V38H26ZM44 37H45L46 39H45ZM101 37H102V36H101ZM159 37H160V36H159ZM159 37H157V38L159 39ZM172 37H174V36L172 35L171 37H169V39L172 38ZM245 37H246L247 39H246ZM33 38H34V39H33ZM49 38H50V39H49ZM85 38H86V36H84V38L82 37L83 40H84ZM107 38H106V39H107ZM113 38H116L117 40L114 42L115 39H113ZM154 38H155V37H154ZM154 38H153V39H154ZM12 39H11V40H12ZM23 39H22V40H23ZM52 39H54V37H53ZM55 39H54L53 41H55ZM82 39H81V40H82ZM153 39H152V40H153ZM160 39H161V38H160ZM160 39H159V40H160ZM163 39L167 40L166 38H163ZM237 39L241 40L240 43L243 42V40H245V41H244V44L241 43L242 45H240V44H239V40H238V42H237ZM252 39H254V40L256 39L255 41H257V42L252 41ZM262 39H263V38H262ZM39 40H40V39H39ZM42 40H41L40 42H42ZM56 40H57V39H56ZM85 40H86V39H85ZM26 41H29V42L27 43ZM78 41H79V40H78ZM111 41H113V43H115V44H113ZM119 41H120L121 43H120ZM153 41H154V40H153ZM163 41H164V42H163ZM206 41H207V42H206ZM217 41H218V42H217ZM248 41H249V42H248ZM117 42H118V43H117ZM190 42H191V43H190ZM193 42H194V44H197L199 47L197 48V46H196V48L194 49V48H193V47H194ZM235 42H237V43H235ZM252 42H253L254 45L252 44ZM261 42H262V43H261ZM43 43H44V42H43ZM80 43H84V42H81V41H80ZM154 43H155V41H154ZM202 43H207V46H208V44H210L212 47H213V45H214V47H213L214 49H213L212 47H209L210 49L212 48V51L209 50V51H211L212 53H211V52L209 53V51H208L209 54H208V53L203 54L202 52H203L204 48L206 47V45H205V44H204V45H200V44H202ZM228 43H229V45H228ZM233 43H235V45L237 44L236 46L234 45L236 48H234V47L232 46ZM26 44H27V45H26ZM41 44H42V43H41ZM44 44H45V43H44ZM192 44H193V45H192ZM224 44L227 45V46H229V47H228V48H227V47L225 48V45H224ZM16 45H17V44H16ZM47 45H49V44L47 43ZM47 45H46V44L43 45V48L45 47L44 50H46ZM116 45H117V47H116ZM118 45H119V46L123 45V46H121V47L118 48ZM159 45L161 46L162 49L159 48ZM210 45H209V46H210ZM222 45H223V46H222ZM239 45H240V46H239ZM14 46H15V45H14ZM184 46H185V48H186V51H184L185 49H183ZM231 46H232V48H231ZM238 46H239V47H238ZM248 46H249V47H248ZM18 47H19V46H15V47H13V48L11 47L10 52H12V50H14L13 53H15V54H13V55H17V54H19L20 52H19V53H16L17 50H18V49H17ZM20 47H21V46H20ZM26 47H25V48H26ZM48 47H49V46H48ZM135 47H136V48H135ZM138 47H139V48H138ZM200 47H201V48H200ZM252 47H255V49L252 48ZM121 48H122V49H121ZM20 49H21V48H20ZM20 49H19V50H20ZM22 49H23V48H22ZM47 49L49 50V48H47ZM133 49H135V50H133ZM207 49H208V47H207ZM237 49H238V50H237ZM253 49H254V50H253ZM44 50H43V52H45ZM51 50H52L51 53H53V48H52ZM51 50H49V51H51ZM54 50H55L56 55H58L57 52H56L57 49L54 48ZM121 50H122V51H121ZM125 50H126L127 52H126ZM198 50H199V51H198ZM214 50H215V51H214ZM241 50H242V51H241ZM246 50H247V51H246ZM259 50H260V51H259ZM206 51H207V50H206ZM206 51H205V52H206ZM240 51H241V52H240ZM257 51H258V52H257ZM46 52H47V51H46ZM121 52H122V53H121ZM131 52H133L134 55H133ZM138 52H139V53H138ZM156 52H157V53H156ZM243 52H244V53H243ZM49 53H50V52H49ZM49 53H48V54H49ZM55 53H54V55H55ZM70 53H72V52H70ZM74 53H75V52H74ZM128 53H130V54H129L130 56H129V57H126V55H128ZM217 53H218V54H217ZM230 53H231V54H230ZM232 53H234V55H232ZM241 53H242L243 55H242ZM245 53L248 55V57H249L250 59L247 58V55L244 56ZM257 53H258V54H257ZM67 54H69V53H66V54H64V55L66 56ZM146 54H147V56H146ZM198 54H199V55H198ZM202 54H203V55H202ZM210 54H211V57H212V58H213V56H214L213 61L210 60V59H208L209 61L207 60V58H208V56H210ZM254 54H255L256 57L253 58ZM64 55H61V56L58 55V56H60V58H58L60 62L58 61V64H57V59H56V60H55V59L52 60L51 58H53L54 56H51V54H50L51 57H50L49 59H51L52 61H54V63L51 62L50 60H49V61H50V63H53L52 66H53L54 64H55V65L57 64V66H56L57 69H56L55 65H54V67H55L54 69H55V70H54V69H50L51 67L48 66V62H47V63H46V62H43V64H42V62H40L39 64L41 65V67H40L41 70L39 69V70H37V72H34V75H33L34 77L31 76L32 73L27 74V78H28V80H26L27 83H30L31 86H32V84L35 85V86L37 85L36 87L34 86V89H35L36 94H37V95L35 94V96H36V98H39V100L41 101V104L43 103L42 106H40V105H41L40 102L38 103V105H37V103H36L37 106L42 107V108H39V107H38V108H39V111H38V112H36V109L38 110V108L35 107V106H34V107H31V104H30L29 106H22V107L20 108L21 110H20V113H19V114H21V115L19 116V118H18V117H15V115L17 116V113L15 114V112H14V110H13V109H15V108H14V107H11V105H12V104H11V103H12L11 101H12V100L9 101V100H10L9 98H10L11 96H9L8 94H10V92H7L8 94H7V93H4V94H6V97H5V95H4V96H0V101H2V102H0V104L2 103L0 106H5V107H6V109H5V107H3V108L0 107V108H1V109H0V113H1V114H0V121L2 122V123H0V145H1V146L5 147V148H7V149H9V147H10V149H11L12 147H13V148H14V147L17 148V147L21 144L22 147L24 146V147L22 148V149H24V150H34V149H37V147H40V148L42 147V148H45V149L49 152L50 157H51L53 160H56L58 157H59V158H58L57 160H60V157H61V159H62V156H63V159H64V157H65V159H68V160H70V159H71V160L74 159L75 161L73 160V162H76V161H77L76 157L78 158V156H76V153H75V155L70 153V152H72L74 149H73V147H70V145H69V143H68V142H71V143H72L71 139L73 138V139H74L73 142L77 140V141L75 142V145H76V143L78 142L79 139H80L79 142H82V143L84 142L83 144L86 145V147H85V151H86L85 154H86L87 156L90 154L88 157H94V156H93V155H94V153H93V148H92V147L94 146V144H92V141H95V139H97L98 141H100V139H102L103 137L101 138L100 136H98L99 132H97L96 127H92L93 124L91 125V128L89 127V130H88V124L85 125V124L83 123V120L86 121V120H87V117H88V116L90 117V115H88V114L84 111L85 107H83V106L81 105V104H82V102H81L82 100H80V103H81V104L78 102V100H76V102L72 104V101H71V100H73L75 96H77V97L79 96L78 98L81 99V98H80V92H78L79 90H78V89H74V88H73L74 85H72V83L74 82V80H76V81H75L76 83H86V82L90 81V80H88V79H83V78H85L84 75H85V72L87 71L85 65H88V66H89V64H90V65H93L92 62L94 63V62L98 61V64H97V62L94 64V65H98L97 67H96V66H94V67L92 66V67H91V68H94V70H95V67H96V69H98V70H95V71L98 72L99 70H103V69H104L103 71H106V72L101 71V72H103V73H101V74H103V76L100 74V75L98 76V78H99L100 76H102L103 78H104V77L107 78L106 75H107V76L109 75L108 72L110 73V72L112 71V70H110V71L107 70V69L110 67V65L112 66V65H115V64L117 65V64H121V63H118L117 61H114L115 59H114V60L111 59V60H112V61L110 60L111 62H110V61H107V62L105 63L106 65H104V66H105L104 68L102 67V69H99V67H100V60H99V59H96V58H99L100 56L97 57L98 54H93V55H90V56H91L90 58H89V56H87V57L89 58V60H88V58H87L88 63H87V62H85V63L83 62L84 65H83V63L81 64L80 62H81L82 60L85 61L86 59H80V58H78V59L81 60V61H79L78 64H79V65L81 64L80 66H81V67L83 66V67L81 68V67L79 66L80 68H76V66H77L76 63H75L76 65L73 66L75 60L77 59L76 57H73V58H72V56H74V54H73V55H70V54H69V56H71V57H70V58H67V60H66V58L64 57ZM131 55H132V56H131ZM172 55H173V56H172ZM193 55H195L196 57L193 56ZM228 55H229V56H228ZM250 55H251V56H250ZM58 56H57V57H58ZM69 56H67V57H69ZM76 56H77V55H76ZM134 56L136 57V60H135ZM159 56H161V60H162V61H163V59H164V63H165V64H164L161 60H159V58H158ZM164 56H166V53H165ZM192 56H193V57H192ZM242 56H243L244 59L241 58ZM257 56H258V57H257ZM55 57H56V56H55ZM149 57H150V56H149ZM162 57H163V59H162ZM171 57H172V58L174 57L173 60H171ZM176 57H177V56H176ZM206 57H207V58H206ZM224 57H223V59H221V60H223L222 62H225L224 60H226V59H224ZM251 57H252V58H251ZM122 58H123V56H122ZM142 58H143V59H142ZM151 58H152V57H151ZM157 58H158V61H159V62L161 61V63H158V62L156 61ZM193 58H194V59H193ZM209 58H210V57H209ZM212 58H211V59H212ZM219 58H220V57H219ZM219 58H218V59H219ZM78 59H77V60H78ZM127 59H126V60H127ZM137 59L139 60V63L136 64V62L138 61ZM141 59H142V60H141ZM144 59H145V60H144ZM192 59H193V60H192ZM195 59H196V60H195ZM202 59H203V60H202ZM216 59H217V58H216ZM242 59H243V60H242ZM259 59H260V60H259ZM261 59H262V60H261ZM77 60H76V62H77ZM116 60H117V59H116ZM120 60H121V59L119 58V61H120ZM124 60H125V59H123V62H124ZM128 60H127V61H128ZM170 60L173 61V62H172L173 64L171 63ZM184 60H185V59H184ZM221 60H220V61H221ZM227 60H228V59H227ZM229 60L226 61V62L223 63V64H227V62L232 63L231 60H230V61H229ZM232 60H233V59H232ZM121 61H122V60H121ZM142 61H143V63H142ZM144 61H145V62L147 61V62L150 63V64H147V63L144 64ZM169 61H170V63H169ZM195 61H200V62H195ZM234 61H233V62H234ZM236 61H235V62H236ZM247 61H246V62H247ZM55 62H56V63H55ZM89 62H90V63H89ZM112 62H113V64H112ZM123 62H122V63H123ZM206 62H207V63H206ZM208 62H209V63H208ZM213 62H214V63H213ZM222 62H221V63H222ZM246 62H245V63H246ZM257 62H258V63H257ZM260 62H261V64H262L263 66L260 64ZM20 63H21V62H20ZM20 63H19V65H18V67H20L19 69L21 70V72H23V69H24V68H22V67H24V64H23L24 62L21 63V64H20ZM68 63H70V64H68ZM72 63H73V65H72ZM114 63H115V64H114ZM125 63H127V62L125 61ZM129 63H130V61H129ZM156 63H158V65L162 64V68H159L158 65H157L158 67L155 68V66H156L155 64H156ZM179 63H180V64H179ZM210 63H212V64H210ZM221 63H220V64H221ZM247 63H248V62H247ZM254 63H257V65L254 64ZM39 64H38V65H39ZM63 64H64V65H63ZM67 64H68V65H67ZM163 64H164V65H163ZM232 64H233L234 67H236V66H235L236 64H234V63H232ZM243 64H244V63H243ZM253 64H254V66H253ZM49 65H50V64H49ZM60 65H61V66H60ZM66 65H67V66H66ZM116 65H115V67H116ZM122 65H123V64H122ZM133 65H134V66H133ZM192 65H193V64H192ZM198 65H197V66H198ZM217 65H219V66H217ZM245 65H247V64H245ZM245 65H244V66H245ZM251 65H252V66H251ZM21 66H22V67H21ZM63 66H64V67H63ZM72 66H73V67H72ZM108 66H109V67H108ZM117 66H118V65H117ZM152 66H153V67H152ZM168 66H167V67H168ZM173 66H174V67H173ZM195 66H194V67H195ZM197 66H196L195 68H193V70L199 72V71L197 70V69H199V68H197ZM226 66H228V65H225V67H226ZM241 66H243V65H241ZM248 66H249V65H248ZM60 67H62V68H60ZM67 67H68V68H67ZM115 67H114V68H115ZM175 67H176V68H175ZM191 67H193V66H191ZM214 67H215V68H214ZM237 67H238V66H237ZM251 67H253V68H251ZM52 68H53V67H52ZM59 68H60L61 70H60ZM66 68H67V69H66ZM83 68H84V69H83ZM89 68H90V66L87 67V69H89ZM114 68H112V69H114ZM158 68H159V69H158ZM172 68H171V69H172ZM196 68H197V69H196ZM220 68H223V69H224L223 66H221ZM239 68H240V67H239ZM241 68H242V67H241ZM256 68H257V67H256ZM19 69H17V70H19ZM74 69H76V70H77V69H80V71L77 70V71L75 72ZM151 69H152V70H151ZM154 69H156L157 71L154 70ZM260 69H261V68H260ZM17 70H16V71H17ZM20 70H19V73H21ZM51 70H52V71H51ZM64 70H65V72H64ZM68 70H70V71H68ZM158 70H159V71H158ZM191 70H192V68H191ZM193 70H192V72H193ZM207 70H209V72H210V71H211V72L208 74ZM218 70H219V69H218ZM221 70H222V69H221ZM225 70H226V69H225ZM227 70H228V69H227ZM232 70H233V69H232ZM234 70H235V68H234ZM237 70H238V69H237ZM241 70H242V69H241ZM258 70H259V69H258ZM54 71H56V73H55ZM61 71H62V72H61ZM78 71H79V72H78ZM143 71H144V72H143ZM146 71H148V72H146ZM164 71H166L167 74H166ZM205 71H206V72H205ZM239 71H240V70H239ZM250 71H249V73H250ZM256 71H257V70H256ZM261 71L264 72L263 69H262ZM17 72H18V71H17ZM17 72H16V73H17ZM38 72H39V73H38ZM44 72H45V74H44ZM58 72H59V73H58ZM66 72H67V73H66ZM69 72H72V73H69ZM82 72H83V73H82ZM131 72H132V71H131ZM162 72H163V74H164V73H165V74H164V75L162 74L163 76L161 77V73H162ZM204 72H205V73H204ZM226 72H227V71H226ZM228 72H227V73H228ZM252 72H251V73H252ZM35 73H36V74H35ZM37 73H38V74H37ZM41 73H42V75H43V74H44V75H43V76L39 75V74H41ZM52 73H53L54 75H53ZM63 73H64L65 75H64ZM78 73H79V74H78ZM99 73H100V71H99ZM99 73H96V74L98 75ZM132 73H133V72H132ZM143 73H144V74H143ZM150 73L152 74L151 76H149ZM169 73H170L171 75H170ZM193 73H194V72H193ZM195 73H196V72H195ZM201 73H202V72H201ZM219 73H221V71H220ZM227 73H226V74H227ZM234 73H236V72L234 71ZM244 73L246 74V72H244ZM249 73H247V74H249ZM257 73H258V75H260L259 73H261V72H260V71H259V72L257 71ZM0 74H1V73H0ZM57 74H58V76H57ZM69 74H70V75H69ZM71 74H72V75H75V77H73ZM77 74H78V75H77ZM104 74H105V76H104ZM146 74H148V77H150L151 79H149L147 76H145ZM196 74H198V73H196ZM196 74H195V75H196ZM199 74H200V73H199ZM199 74H198V75H199ZM224 74H225V73H224ZM238 74H239V73H238ZM238 74H237V75H238ZM242 74H243V72H242ZM242 74H241V75H242ZM252 74H253V73H252ZM262 74H263V73H261V77H263V75H264V74H263V75H262ZM5 75L7 76V74H5ZM5 75H1V76H0V84L2 85V86H0V89H2V91L4 90L3 88H5L4 85H5V84L8 85V84H9V81H10V77H8V78L6 79ZM67 75H69V76H67ZM130 75H131V74H130ZM134 75H132V76H134ZM168 75L171 76V78H168V80L170 79V80H169L170 83H169L168 81H165V83H163L164 81H162V80H163V79H164V80H167L166 78H167ZM189 75H191V74L189 73ZM189 75H188V76H189ZM193 75H194V74H193ZM198 75H196V77H198ZM205 75H206V74H205ZM216 75H217V73H216ZM250 75H251V74H250ZM3 76H4V77H3ZM8 76H10V75H8ZM28 76H29V77H28ZM36 76H37V78H38V76H40V78H41L42 80H43V78H46V79H44V81H43V83H45V84H43V83L41 82L42 80H41L40 78H39V80H37V79L35 78ZM56 76H57V77H56ZM60 76L63 77V78H61ZM144 76L147 78V80L145 79ZM169 76H168V77H169ZM188 76H187V77H188ZM201 76L203 77L204 75L201 74ZM201 76H200V77H201ZM210 76H211V75H210ZM210 76H209V77H210ZM218 76H219V75H218ZM239 76H238V77H239ZM242 76L244 77V74H243ZM245 76H246V75H245ZM2 77H3V78H2ZM24 77L26 78L25 75H24ZM42 77H43V78H42ZM66 77H69V79L66 78ZM102 77H100V78H102ZM160 77H161V78H160ZM194 77H195V76H194ZM206 77H207L206 80L208 81V76H204V79H203V80H205ZM259 77H260V76H259ZM259 77L256 76V75L254 74V75L252 76V78L249 77V75H248V77H246V78H248V79L251 78V79H252V82L254 83V85H256V84L258 85V84H259V87H261V86L264 87V85H263V84H264V79H263V78L260 79ZM4 78H5V79H4ZM54 78H55V79H54ZM58 78H59V80H56V79H58ZM60 78H61V79H60ZM65 78H66V80H64ZM71 78H72V79H71ZM75 78H76V79H75ZM100 78H99V79H100ZM103 78L100 79V80H99V79H96V80H93V79H92L93 81H92V80H91V81H92V82H95V84H96V81L99 80V81H97L98 84L100 83V86H103L104 83H105L104 80H103ZM214 78H215V77H214ZM246 78H243V79L245 80ZM70 79H71V80H70ZM78 79H79V80H78ZM144 79H145V80H144ZM184 79H188V78H184ZM256 79H257V80H256ZM262 79H263V81H262ZM7 80H9V81H7ZM34 80H36V81H34ZM46 80H48V82H46ZM61 80H62V82H61ZM87 80H88V81H87ZM171 80H175V81L172 82ZM180 80H181V79H180ZM182 80H183V79H182ZM210 80H211V78H210ZM215 80H216L217 82H216ZM254 80H256V81H254ZM28 81H29V82H28ZM38 81H40L41 83H40V82L37 83ZM54 81H55V84H56V81H57V82L59 81V82L57 83L59 87H58L57 84H56V86H54L55 88L53 87L54 89H51V87L54 85V83H53ZM78 81H79V82H78ZM91 81H90V83H92ZM100 81L103 82V85H102V83H101ZM184 81H185V80H184ZM225 81H227V82H225ZM236 81H237V77H236ZM249 81H250V80H249ZM65 82H66V83H65ZM75 82H74V83H75ZM147 82H148V83H147ZM167 82H168V83H167ZM214 82H216L217 84L214 83ZM245 82H246V81H245ZM245 82H243V83H245ZM247 82H248V80H247ZM4 83H5V84H4ZM23 83L25 84V82H23ZM27 83H26V84H27ZM35 83H37V84H35ZM49 83H50V84H49ZM161 83H163V84H161ZM173 83H174V84H173ZM191 83H192V84H191ZM205 83H206V82H205ZM221 83H223L224 85L221 84ZM250 83H251V81H250ZM26 84H25V85H26ZM38 84H40V86H39ZM41 84H42V85H41ZM52 84H53V85H52ZM60 84H61V85H60ZM62 84H66V85H62ZM95 84L93 83V85H95ZM98 84H96V85H98ZM169 84H171V86H170ZM175 84H176V85H175ZM199 84H201V86H200ZM206 84H208V83H206ZM213 84H214V85H213ZM261 84H262V85H261ZM50 85H51V86H50ZM68 85H69V86H68ZM96 85H95V87H97ZM152 85H153V86H152ZM167 85H168V86H167ZM172 85H173V86H172ZM178 85H179V86H178ZM198 85H199V86H198ZM247 85H248L249 88L246 86V83H245V87H247L248 89H251V85H252V88H254V89H255V88H258L257 86H254L252 83H251L250 86H249V84H247ZM38 86H39V87L43 86V87L41 88V91H40V92L37 91V90L39 89V88H37ZM47 86H50V88H49V87L47 88ZM62 86H63V87H65V86L68 87L67 90H69L70 93L67 92V90H66L67 93H66V92H63V91H62V90H63V87H62ZM72 86H73V87H72ZM165 86H167V87H165ZM187 86H188V87H187ZM190 86H191V87H190ZM197 86H198V87H197ZM215 86H216V87H215ZM220 86H221V87H220ZM231 86H232V85H231ZM231 86H230V87H231ZM44 87H45V88H44ZM66 87H65V88H66ZM95 87H94V88H95ZM141 87H140V88H141ZM163 87H164V89H160V88H163ZM168 87H169L170 89H169ZM222 87H223V88H222ZM225 87H226V88H225ZM36 88H37V90H36ZM142 88H141V89H142ZM165 88H167V89H165ZM189 88H191V89H189ZM192 88H194V89H192ZM197 88H198V89H197ZM203 88H204V87H203ZM220 88H221V90H224V92H227V93L229 92V93H228V94L226 93V94H227V95H226V94L222 91V95H223V96L225 95V96L223 97V96L221 95L222 98H221V97L219 98L218 96H220V94L217 95L216 93H217V92L220 93V92H219V91H220ZM247 88H246V89H247ZM46 89L49 91V93L47 92ZM147 89H148V90H147ZM159 89L162 90V91L160 92ZM204 89H205V88H204ZM39 90H40V89H39ZM43 90H44V92L46 91L45 94H44ZM165 90H166V92L164 93L163 91H165ZM195 90H197L198 93H197ZM214 90H215V92H216V90H217V92L214 93ZM236 90H237L238 94L235 93ZM256 90H257V89H256ZM261 90H262V91H261ZM51 91H53V92H51ZM61 91H62V94H61ZM81 91H82V90H81ZM148 91H149V92H148ZM154 91H153V92H154ZM157 91H159L160 93L157 94ZM172 91H174V90H172ZM244 91H245V90H244ZM246 91L249 92V90H246ZM259 91H260V92H259ZM18 92H21V93H19V94L16 93V94H17V95H20V94H22L23 90L20 89V90H18ZM37 92H38V93H37ZM55 92H57V93H55ZM144 92H146V94H145ZM175 92H176V90H175ZM189 92H190V93H189ZM255 92H256V91H255ZM255 92H254V93H255ZM262 92H264V88H260V90H259V89L257 90L256 93L258 94V96H257L258 98L255 97V96H253V97L250 96L252 99H253V98H254V99L257 98L259 101H261V102H260V107H263V106H261V104L264 105V101H263V99H264L263 96H264V95H263ZM34 93H35V92H34ZM40 93H41V94H40ZM50 93H51V94H50ZM52 93H55V94H54L55 96H54ZM68 93H69V94H68ZM150 93H151V92H150ZM172 93H174V92H172ZM196 93H197V94L201 93L202 96H201L200 94H199V95H196ZM210 93H211V94L214 93V94H213L214 96L211 95ZM234 93H235V94H234ZM242 93H243V92H242ZM246 93H247V92H245V94H246ZM256 93H255V95H256ZM59 94H60V95H59ZM63 94H65V95H63ZM112 94H114V93H112ZM180 94L178 95V92H177V97L180 96ZM229 94H231L230 96H234V97H228ZM243 94H244V93H243ZM249 94H250V93H249ZM249 94H248V95H249ZM252 94H253V93H252ZM252 94H251V95H252ZM259 94L262 95V96H260ZM52 95H53V96H52ZM67 95H68V96L70 95V97H71V98H70L71 100L69 99V101H71V102H69L68 100H66V101H68V103H67L68 105H67L66 102L64 101L65 98H68ZM107 95H108V94H107ZM109 95H110V93H109ZM109 95H108V96H109ZM151 95H152V94H151ZM173 95H174V94H173ZM203 95H204V96H203ZM235 95H236L237 98L235 97ZM238 95H239V96H238ZM253 95H254V94H253ZM37 96H38V97H37ZM81 96H82V95H81ZM137 96H139V95H137ZM149 96H150V95H149ZM152 96H153V95H152ZM152 96H151V98H152ZM163 96H162V97H163ZM171 96H172V95H171ZM181 96H180V97H181ZM198 96H199V97H198ZM200 96H201V98H200ZM205 96H206V97H205ZM212 96H213V97H212ZM226 96H227L228 98H230V99L228 100V98H227ZM259 96H260L261 99L259 98ZM41 97H42V98H41ZM51 97H52V100H51ZM63 97H64V99H63ZM72 97H73V99H72ZM158 97H160V96H158ZM173 97H174V96H173ZM175 97H176V96H175ZM180 97H179V98H180ZM203 97H205L204 99H206V98L208 99L209 97H210V98H209L208 100H207V99L204 100ZM215 97H216V98L218 97V98L216 99V101H215ZM109 98H110V96H109ZM133 98H134V97H133ZM142 98H144L145 100L142 99ZM168 98H170V96H168ZM199 98L202 99V101H201ZM226 98H227V99H226ZM231 98H232V99H231ZM240 98H241V99H240ZM41 99H42V100H41ZM75 99H77V98H75ZM75 99H74V101H75ZM121 99H122V98H121ZM128 99H129V98H128ZM163 99H164V98H163ZM172 99H173V98H172ZM174 99H175V98H174ZM186 99H185V101H186ZM211 99H213V100H211ZM225 99H226V100H225ZM233 99H234V100H233ZM254 99H253V100H254ZM39 100H36L35 102H38ZM117 100H119V99H117ZM117 100H116V101H117ZM147 100H148V101H147ZM153 100H154V99H153ZM155 100H156V98H155ZM158 100H159V98H158ZM183 100H184V99H183ZM183 100H182L183 103H181L180 101H178V102L181 103V104H179V106H181V107H183V106L185 105V104H184L185 101H183ZM203 100H204V101H203ZM236 100H237V101H236ZM241 100H242V101H241ZM243 100H244L245 102H244ZM255 100H256V99H255ZM255 100H254V101H255ZM258 100H256V101H258ZM8 101H9L10 103H9ZM116 101L114 102V104L116 103ZM128 101H129V100H128ZM128 101H127L126 98H125V99L123 98V100H119V102L117 101V102L119 103L118 105H120L119 108L121 109V111H122V109L126 110V109H125L126 107H127V109L129 110V107L132 105V102H133V101L131 100V98H130V102H129V103H128ZM143 101H144V102H143ZM176 101H177V100H176ZM231 101H232V102H231ZM234 101H235V102H234ZM48 102H49V103H48ZM83 102H84V100H83ZM142 102H143V103H142ZM156 102H157V101H156ZM156 102H154V103H156ZM201 102H202V103H201ZM76 103H77V107L75 106V107H76V109H75V107H74L73 105L76 104ZM133 103H135V102H133ZM173 103H174V102H173ZM225 103H227L228 105L225 104ZM233 103H234V105H233ZM247 103H248L249 106L247 105ZM255 103H256V105H255ZM255 103H253V104H254L255 107H256V106L258 105V103H257V102H255ZM54 104H55V105H54ZM116 104H117V103H116ZM116 104H115V105H116ZM126 104H129V105L126 106ZM175 104H176V103H175ZM182 104H183V105H182ZM197 104H198V105H197ZM210 104L212 105V108H211V105H210ZM224 104H225V106H224L225 109L223 108V105H224ZM251 104H252V103H251ZM9 105H10V106H9ZM34 105H35V104H34ZM52 105H54V106H52ZM115 105H114V106H115ZM148 105H150V104H148ZM153 105H154V104H153ZM153 105H152V106H153ZM207 105H208V106L210 105V108L207 107ZM217 105H218V107H220L219 104H217ZM217 105H216V106H217ZM239 105H240V103H239ZM239 105H236V108H238ZM246 105H247V106H246ZM12 106H13V105H12ZM32 106H33V104H32ZM47 106L50 107V111L48 110L49 107H47ZM72 106H73V107H72ZM114 106H113V107H114ZM128 106H129V107H128ZM143 106H144V105H143ZM177 106H178V103H177ZM193 106H194V105H193ZM251 106H252V105H251ZM7 107H8V108H7ZM46 107H47V109H46ZM51 107H53V108H51ZM79 107H80V109H81L82 111H81L80 109L77 110ZM121 107H122V108H121ZM194 107H195V106H194ZM203 107H204L206 110H205ZM218 107H215V108L218 109ZM221 107H220V108H221ZM258 107H259V105H258ZM12 108H13V109H12ZM43 108L45 109V112H44V110H43V112H42V109H43ZM83 108H84V109H83ZM116 108H117V107H116ZM139 108H140V109H139ZM152 108L154 109V111H152ZM184 108H186V106H184L183 109H184ZM201 108H202V109H201ZM239 108H240V110H241V113H240V110H238V111H239V114H241V117H242V119H240L239 121L237 120L238 117H237V115H236V114L238 113V112L236 111L237 109H236V110L234 109V110L237 112V113L235 112L236 114H234V111H232V112H233V116H231V114H232L231 112H230V114H228V115L226 114V115H227V118H224V117L226 116L224 113L227 111V109L225 110L224 113L221 112V113H222V116H223V114L225 115V116L223 117L224 119L221 120V117L216 118L217 122H218V120H219V123H222V122L224 123V127H223V125H222V126H221V129H222V127H223V129H224V128H225V125L228 126V123L230 122L229 120L232 119V121H233V118H234V119L236 120V123H237V125L234 123V126L236 127V130L234 129V130H235V133H234L235 135H236V134H237V135H238V134H242L241 136H243V134L246 135V133H248V131L250 130V129H248V128H251L252 123H253V125H255V128H256V127H258V128L254 129V126H253L252 129H254V131L251 129V132H254V133H253L254 135H255V134H262V136L264 137V135H263V134H264V131H262V129L264 128V123L262 124V120L264 121V119H263L264 117H263V114H262L263 111H262V110L259 111V108L257 109L259 112H261V115H260L259 113H256V112L254 111V113H256L257 115H256V114L254 115L255 117H253V119H255V118H256V119L253 120V119L251 118L252 115L250 116V114H251L252 112H251L250 114H248L249 111H248V112H247V111H244L245 108H244V109L241 108V107H239ZM239 108H238V109H239ZM55 109H56V110H55ZM112 109H113V108H112ZM120 109H119V110H120ZM136 109H137V108H136ZM150 109H151V111H149ZM194 109H195V108H194ZM196 109H197V107H196ZM217 109H216V111H217ZM249 109H250V108H249ZM252 109H253V108H252ZM252 109H251V111H252ZM261 109H262V108H261ZM22 110H25V111L28 113L27 116H29V117L26 116L28 119H27V122H25V123H24V119H26V117H24V116L26 115V113H25L24 111H22ZM67 110H68V111H67ZM114 110H115V109H114ZM114 110H113L112 112H114L115 114H112V113H111V114L114 116V117L111 116L112 118H115V119H118V120H119V118L122 117V120H123V121L128 120L129 122L126 121V123H128V124L130 123V120H129V119H130L131 115H133L132 113H131V114H128V116H127V115L125 114V112L122 111V112H124V113H121V112L119 113V112H118V113H117L118 115H117V114H116L117 110H116V112H115ZM119 110H118V111H119ZM138 110H137V111H138ZM210 110H211V111H210ZM220 110H221V109H219L216 113H219ZM230 110H228V111H230ZM246 110H247V108H246ZM3 111H4V112H3ZM15 111H16V110H15ZM21 111H22V112H21ZM53 111H54V112H53ZM66 111H67V112H66ZM185 111H186V109H184V112H185ZM187 111L184 113V116H185V114L187 115V117H188V116H191ZM228 111H227V112H228ZM243 111H244V113H243ZM18 112H19V110H18ZM52 112H53V114H56V115L49 114V113H52ZM73 112H74V113H73ZM82 112H83V113H82ZM110 112H111V110H110ZM127 112H129V111H127ZM24 113H25V114H24ZM35 113H37V114H36L37 117L40 116L41 114H43V115H45V116L47 115V119H46V117H44V116L42 115L43 118H45L46 120H44V119L42 120V118L39 117L40 121H38L39 124L36 125L37 127L35 126V124L37 123L36 120H39V119H38V118H36V120L34 119ZM38 113H40V115H38ZM70 113H71V114H70ZM187 113H188V114H187ZM207 113H209V115H207ZM245 113H246V114H245ZM5 114H6V115H5ZM8 114H9V115H8ZM12 114H13V115H12ZM22 114H24V115H22ZM86 114H87V115H86ZM135 114L137 115V114H139V112H138V113L135 112ZM141 114H142V115H141ZM152 114H155V115L152 116ZM67 115H68V116H67ZM81 115H82L83 117H82ZM85 115L87 116L86 118H85ZM108 115L110 116V114H108ZM116 115H117V116H116ZM124 115H125V116H124ZM136 115L134 116V118L136 117ZM147 115H146V117H147ZM259 115H260V116H259ZM11 116H13L14 118L12 119ZM21 116H22V117H21ZM42 116H41V117H42ZM69 116H70V117H69ZM78 116H79V117H78ZM137 116H138V115H137ZM159 116H160V115H159ZM182 116H183V115H182ZM209 116H210V117H209ZM214 116H215V115H214ZM217 116H218V114H217L215 117H217ZM219 116H220V115H219ZM248 116H249L251 119H250ZM257 116H258V117H257ZM81 117L84 118V119H82ZM111 117H110V119H111ZM128 117H129V118H128ZM148 117H149V116H148ZM154 117H158V120H155ZM185 117H186V116H185ZM208 117H209V118H208ZM231 117H233V118H231ZM239 117H240V116H239ZM243 117H244V118H243ZM78 118H79V119H78ZM149 118H150V117H149ZM149 118H148V119H149ZM191 118H192V116L190 117V119H191ZM195 118H193V119L195 120V121H194V124L197 125V127H199L201 124H200V122H196L197 119H195ZM29 119H30V120H29ZM48 119H49V120H48ZM88 119H89V118H88ZM94 119H95V117H94ZM94 119H92V121H94L93 123L95 124L96 121H95ZM107 119H108V116H107ZM136 119H137V118H136ZM136 119H135V122H136ZM141 119H140V120H141ZM156 119H157V118H156ZM193 119H191V120L193 121ZM212 119H215V118H212ZM226 119H228V120H227V124H225ZM258 119H259V120H258ZM2 120H3V121H2ZM11 120H12V122H11ZM34 120H35V121H34ZM54 120H55V121H54ZM90 120H91V119H89L88 121H90ZM111 120H112V121H111ZM111 120H110V121H109V120L106 121L107 123L109 122L108 124H106V126H107V127L110 126V130H108V132H111V131H112V132H115V133H113V135L116 134L115 137H116V136L119 137V136H121L122 134H124V135H125V134H127V135L132 134V135H130V136H128V137H130V138H135V140L138 138V137L136 136V133H137L138 131L135 132V131H133L132 129H131V131H129V130H128V124H125L124 128H123V127L120 128V126H122L123 123H125V122H123L121 119H120V120H121L120 123H121L122 125H121V124H118L119 121H118V123H116L117 120H114V119H111ZM132 120H134L133 117H132ZM137 120H138V119H137ZM208 120H207V122L205 123V124H206V127H205V124H204V126H203V124L201 125V126H202L201 128H204V132H205V133H203V132L200 133V131H203L200 127L198 128V129H199V133H198V131H197V129H196V131H197V133H198L199 136H198V138H197L198 140H196V138H195L196 135H195V137H194V138H195V142L197 141V143H198V141H199V142H200V141H203V140L201 139V138H203V135H204V139H205V136H206V135H208L207 137L209 138V134H206V132H207V133H210V136L213 135V136H211L209 139H210V140L212 139V141H214L213 143H215V144H218V142H220L221 140H223V138H226L227 141H229V140L231 139V144H230L229 142H227V143H228L227 146H229V147H227L228 149H231V148H234V149H235V148L237 147L235 150H237V151H241V150L244 148V145H243V146H242V145H239V144H238L239 146H238V145H235V141H236V139H235V141H234V138H235L234 136H235V135L231 136V135L228 134V133H231V134H232L233 131H234V130H233V131L231 130V128H232L231 126H229V127H231L230 129L228 128L229 130H231V132L228 131V133L223 134V133H221V132H223L224 130L222 129V130H223V131H222V130L219 129L218 125H216L217 123L215 122V120H214V121H211L210 123H212V122H214V124L216 123L215 126H217L218 129L220 130V131H219V130L216 129V127H215V129H216V131H217V132H215V130H212V129H214V127L208 129L210 126H214V124H213V125H212V124H211V125H208V122H209ZM224 120H225V121H224ZM252 120H253L254 122H253ZM260 120H261V122H259ZM14 121L18 122V124H16V122H15V124H14ZM29 121H30V122H29ZM32 121L35 122L34 125L31 123ZM41 121H42V123H41ZM43 121H46V122H43ZM52 121H53V122H52ZM92 121H91V122H92ZM241 121H244V122H242V125L245 124V125H248V126L246 127V126L244 125V126H245L244 128H241L240 126H238V125H240L239 122H241ZM51 122H52V123H51ZM110 122H111L112 124H111ZM114 122H115V123H114ZM122 122H123V123H122ZM195 122H196V123H195ZM256 122H257V123H261V124H260V125H259V124L256 125V124H257ZM12 123H13V124H12ZM27 123H29L30 125H33V126H32L33 128H31V130H29V129H30V128H29L30 126L25 125V124H27ZM55 123H57L56 125H58V126H56ZM89 123H90V122H89ZM152 123H153V125H152ZM198 123H199V124H198ZM219 123H218V124H219ZM223 123H222V124H223ZM254 123H255V124H254ZM40 124H41V125H40ZM46 124H47V126H48L47 128L45 127ZM52 124H53V125H52ZM68 124H69V125H68ZM71 124L75 127V128L73 127V130L76 129L75 131H76L77 134L74 133L75 131H74V132L72 131V129H71L72 127H70ZM81 124H82V125H81ZM90 124H91V123H90ZM109 124H110V125H109ZM116 124H117V126H116ZM135 124H136V123H135ZM232 124H233V123H232ZM12 125H13V126H12ZM23 125H24V126H23ZM42 125H44V126H42ZM66 125H67L68 127H70V129H71V131H72V135H71V132H68V131H70L69 128L66 129V127H67ZM112 125H113V126H112ZM137 125H138V122H137ZM141 125H140V126L138 125L139 128L141 127ZM143 125H142V126H143ZM242 125H241V126H242ZM261 125L263 126V128H262ZM26 126H27V128H28V129H26V130H28V132H27V131L25 130V128H24V127H26ZM34 126H35V128H36V129H35V132H36V130H37V132H38L37 134L39 135V132L42 131L43 134H44V137L41 135L42 132H41L40 135H39V136H41V138H39L37 134H36V135H37V136H36L35 133H34L35 137L33 136L32 133L34 132V130H33V129H34ZM38 126L40 127V130H39V127H38ZM49 126H50V128H49ZM52 126H53V127H52ZM84 126H86V128H85ZM118 126H119V127H118ZM138 126H137V127H138ZM219 126H220V124H219ZM232 126H233V125H232ZM10 127H11V128L14 127L15 130H14L13 128L11 129ZM15 127H16V128H15ZM19 127H20V128H19ZM44 127H45V129H44ZM55 127H56L57 129H56ZM76 127H77V128H76ZM81 127H83V129H82ZM116 127H117V128H116ZM134 127L136 128V126H134ZM197 127H196V128H197ZM235 127H233V128H235ZM237 127H238V129L241 128V132H240V133H238L239 131H238ZM242 127H243V126H242ZM48 128H49V129H48ZM59 128H60V129H59ZM108 128H109V127H108ZM118 128H119V130L117 131ZM139 128H138V129H139ZM142 128H144V127H142ZM233 128H232V129H233ZM259 128H260V129H259ZM58 129L61 130V131H59ZM90 129H91V131H93L92 133H91ZM93 129H94V130H93ZM133 129H134V128H133ZM140 129H141V128H140ZM207 129H208V130H207ZM226 129H227V127H226ZM226 129H225V131H227ZM43 130H44V131H43ZM49 130L51 131L52 134L50 133ZM53 130H54V132H52ZM56 130H57V131H56ZM62 130H63V131H62ZM121 130H123V131H121ZM124 130H125V131H124ZM134 130H135V129H134ZM194 130H195V129H194ZM255 130H258V131H255ZM29 131H30V132H29ZM45 131H46V132H45ZM47 131H48V132H47ZM218 131H219V134H217ZM225 131H224V132H225ZM243 131H244V132H243ZM64 132H65V133H64ZM112 132H111V133H112ZM130 132H132V133H130ZM141 132L144 133V134L142 135ZM146 132H147V133H146ZM152 132L154 133V130L151 131V133H152ZM213 132H214V133H213ZM245 132H246V133H245ZM260 132H262V133H260ZM59 133H60V135H59ZM61 133H62V134H61ZM111 133H110V134H111ZM120 133H122V134H120ZM149 133H150V132H149ZM151 133H150V134H151ZM195 133H196V132H195ZM6 134H7V135H6ZM54 134H56V136H55ZM73 134H75V135H77V136H76V137H73ZM134 134H135V135H134ZM140 134H141V135H140ZM145 134H146V135H145ZM150 134H148V135H150ZM205 134H206V135H205ZM214 134H216V135H214ZM248 134H249V133H248ZM253 134L251 135L252 137H254ZM47 135H48V136H47ZM51 135H53L54 137H52ZM61 135H62V136H61ZM79 135H80V138L78 137ZM124 135H123V136H124ZM152 135H153V134H152ZM219 135H222V136H219ZM223 135H224V137H223ZM226 135H228V136L226 137ZM123 136L120 137V140H119V141L123 142L122 139L125 138V137H123ZM131 136H132V137H131ZM135 136H136L137 138H136ZM229 136H230V137H229ZM247 136H248V135H247ZM32 137H33V138H32ZM36 137H37V138H36ZM48 137H51V138H49L50 141H47V140H48ZM65 137H66V138H65ZM95 137H96V138H95ZM98 137H99L100 139H99ZM117 137H116V139L118 140ZM143 137H142L143 141L146 142L145 139H144ZM228 137H229V138H228ZM63 138H64L65 140H67L68 142L66 141L67 143H63V142H64V139H63ZM90 138H91V139H90ZM140 138H141V137H140ZM147 138H146V140H147ZM150 138H151V135H150ZM150 138H148V139H150ZM32 139H34V140H32ZM68 139H69V140H68ZM142 139H141V140H142ZM209 139H208V140H209ZM214 139H216V141H215ZM228 139H229V140H228ZM20 140H21L22 142H20ZM25 140H26V141H25ZM30 140H31V141H30ZM85 140H86L88 143L85 144V142H86ZM97 140H96V141H97ZM123 140H124V139H123ZM139 140H140V139H139ZM210 140H209V141H210ZM239 140H240V139H239ZM18 141H19V142H18ZM35 141H36V142H35ZM40 141H41V142H40ZM102 141H103V140H101L100 143H102ZM136 141H137V140H136ZM209 141L207 142V145L210 147L211 145H213V143H210V142H212V141H210V142H209ZM240 141H241V140H240ZM243 141H244V140L242 139V142H243ZM45 142H47V143H45ZM121 142H120V143H121ZM237 142H238V141H237ZM18 143H20V144L17 145ZM38 143H39V145H38ZM93 143H94V142H93ZM95 143H96V142H95ZM100 143H99V144H100ZM142 143H143V142H142ZM209 143H210V144H209ZM239 143H240V142H239ZM13 144H14V145H13ZM78 144L80 145L81 143H78ZM87 144H90V145L92 144V145L89 146V148H88V145H87ZM157 144H158V143H157ZM46 145H47V146H46ZM71 145H72V144H71ZM36 146H37V147H36ZM43 146H45V147H43ZM73 146H74V145H73ZM77 146H78V145H77ZM77 146H76V147H77ZM235 146H236V147H235ZM19 147H20V146H19ZM46 147H47V148H46ZM56 147L58 148V151L60 150V151H59V154H58L57 152H55V151H57V148H56ZM81 147H83V145H82ZM13 148H12V149H13ZM74 148H75V147H74ZM78 148H79V147H78ZM78 148H75V149H78ZM83 148H84V147H83ZM86 148H87V150H86ZM212 148H213V147H212ZM88 149H89V150H88ZM168 149H169V150H173V147L169 144V145H168ZM62 150H63V151H62ZM244 150H245V148H244ZM53 151H54V152H53ZM75 152H76V151H75ZM56 153H57V155H59V156H57ZM219 153H220V152H219ZM219 153H217L218 155L216 154V152L214 153L215 158H220V157L223 158V153H224V151H223V152L221 151V154H219ZM53 154H54L55 156H54ZM91 154H92V156H91ZM52 155H53V156H52ZM86 155H85V156H86ZM87 156H86V157H87ZM53 157H55V158H53ZM207 160H208V159H207ZM208 161H209V160H208ZM71 162H72V161H71ZM203 162H205V161H203ZM242 162H243V161H242ZM229 163H230V166H231V167H230L231 170L229 169V171H231L233 174L236 172V174H235V176H236V175L238 174V173H237V172H238L237 170H238V168H239V167H237L236 165H239V166H240V164H239L240 161H239L238 164H237V163H236V165L234 164V169H233V166L231 165L233 162H232V163L229 162ZM229 163H228V164H229ZM228 164H227V166L229 167ZM227 166H226V170H228V167H227ZM235 166L237 167L236 169H235ZM76 174L79 175V173H76ZM80 174H82V173H80ZM83 174H84V173H83ZM85 174H86V173H85ZM233 174L230 173V175H229L230 178L233 177ZM247 174H248L249 176H251L250 173H243V174L239 175L238 178H236L238 175H237L236 177H233V179L231 180L232 182L230 181V178H228L229 176H224V179H222L223 176H222V177H221V176L218 177V179H217V176H215V177H216L215 179L213 178V176H211V177L213 178L214 181H215L216 179H217L216 181H219V179L221 178L220 181H219V182H221L220 184H219V182H213L212 179H211V177H209V178H210V181H208V183H206L205 178H206L207 176H206V177L202 176V177H204V179L200 176V177H197L196 180H195L196 185H193L191 188H188L189 190L186 189L188 193L190 192V193H189L190 195L193 194V196H195L194 193H197V191H198V189H199L198 187H197L198 189H196V186L199 185V187H200V191H201L202 189L206 188V190H207L208 192H207L205 189H204V191L202 190V191H203V195H204V193H205V195H206V194L209 193V190H210L209 187H210V186L213 187L212 185H214L213 190L215 189V187H216V190H217V191H218V189H219V192H217V193L215 194V195H217V196H215L216 198L219 196L220 193H224L225 191L230 190V191H228V192H225V194H226V196H227L228 198L231 199V200L229 199L231 202H230V203L228 202V201H229L228 198H226L227 201L225 200V198H224V201H223V199H222V198H223V194H222V196H221V194H220V196H219L217 199H219L218 201H220V200L222 199L223 202L220 201L221 203L218 204V207H217L218 209L214 207L215 203H217V202L214 201V200L211 202V200L214 198V197H213V196H214V193H213V195L210 194V195H211L210 197H211V198L213 197L212 199H210V201H208L210 197H208V198H207V197H203V198L205 199V201H207V205H209L208 202H209V203L211 202L210 204H212V203L214 204V205H212L213 207L210 206V209H213V208H214L216 211H215V210H214V211H213V210L211 211V210H209V209H206L207 206L204 208L203 205H202V207L197 208V207L199 206L201 200H203V199H201V200L199 199V203H197V204H198L197 207H194V203L192 204L193 206L191 205L192 207L197 208V210H198V212H199V213L196 212L195 214H194V213H188V211H187V210H188V206H190V205H189L190 203H189V204L187 203L188 201H187L185 204H184V202H182V203H183L182 205L180 204V205L183 206V207L186 206V204L188 205L187 207H185V208H187V209H185L186 211H185L184 209L179 210L180 207H181V206L179 205V203H181V201H180L178 204H176L178 201H175V202H176L175 205H177V206L179 205L180 207H179V206H178V207H177V206L172 207V205H173L174 202H173L172 204H171V202H170V205L166 203L167 206H165V207H164V205H165L164 203H163V206H162V207H161V205H160V207H159V205H158L159 203L157 204V206H158L157 209H158L160 212H162L163 215H164L165 217H166L165 212H166L167 209L173 208V209L175 210V207H177V209L179 208V209H178V210L180 211L179 216L177 215V212H179V211H174L173 209H171V212H172V210H173L174 213H172V214H171V212L169 213V214H171V215L173 216V215L175 214V212H176L177 218H179V219H176V218L173 216L174 218L172 219L171 217H169V219L171 218V219H170L171 222H172V223H175L174 226H177V224H178L177 222H180V221L182 220V218H184V219H185L186 217L193 218L192 215L195 216L193 219H195V218H196V219H197V218H198V219H201V222H204V220H205V223H207V225H208V222L211 221V222H209V223H212V224H209V225H210V227H211V226H212V227H211V228H207V226H206V230H207L206 232H209V234L211 235L212 238H211L210 236H208V237H210V239L208 238V242H209V243L206 244V247H205V245H203V246L205 247V249H208V250H206V251L210 252V253H206V252H205L207 255H205V253H202L203 248H201L202 246H200L201 244H204V243H202V242H205V238H206V236H205V238H202V240L200 241L201 244L199 243V241H197V238H196V237H199V238L203 237V236H202V233H199V232H198L199 229H198V230L196 229V228H197L196 226H197L198 224L201 223L200 220H198V223H197L196 221L193 220L194 222H196L197 225H194L195 223H194L193 221H188V222H187V225H186L187 227H188L189 224H190L189 227H190L191 225H192L193 227L195 226L194 228H191V229L189 228V230H188L187 227L183 224V222H182L183 220L180 222L181 224H183V225L185 226V229H187V231L184 230V231L188 232V234H189V235H188V234L186 233L187 238H189V236L192 237V235L194 234V232L192 233V230H193V229H194V230L196 229L197 232L199 233V236H198L197 234H196L197 236L194 234L195 236L193 235V237L191 238L192 243H191L190 247H192V248H190V249H191V253H194L195 251H197V255L200 254V255H199V256H200V259H203L204 261H206V260L208 259V260L206 261V263H208L209 261H211V260H209L210 258H213L214 255L217 256L218 254H219L220 257H223V258H222V261H223L222 264L231 263V260H228V259H226V258H225L226 260H224V257H225V256H223L224 254L221 256V254H222V253H221V250H219L218 248L221 249L222 244H223V245H224V244H227V241H228V240H229V241L231 240V239H229V237L232 236V240H231V241H233V238H234V240H236V241H233L234 244H233V243H230L231 241H230V242L228 241L230 244H227L226 247L229 246V245H231V244H233V245H232V246H233V249H234L233 251H235L236 254H238V251H240V249H242V250L240 251V252H241L240 255H242V253H243V255L241 256V258H243L242 261H241L240 259H237V258H236L237 260L241 261L240 264H241V263H244V264L246 263V264H248L249 262L251 263V261H252L251 264H264V257H263L264 253H263V255H262V252H264V251H263L264 249L262 250V248H264V243H262V242L264 241V240H263L264 238L262 239V237H263V235H264V234H263V233H264V219H263V217H264V214H263V213H264V208L261 207V204L264 202V201H262V200L264 199V194H263V196L261 195V196H262V197H261L260 194H259V193L261 192V191H260V192H258V195H257V191H258V190H263V191L261 192V194H262V193L264 192V189H261V188H260V187H262V186H260V187H259L260 189H258V190L255 189V187H254L253 190H256V192H252V188H250V189H249V188H246L245 186H247V184H246V182H244V181L251 182L252 180H251V181H249V180H244L242 177L240 178V176H243V175H244L243 177H248ZM50 176H52V175H49V179L51 178ZM74 176H76V175H73V177H71V176H68V177H71V178H70L71 180H72V178H73V180L76 181V183H78V184L82 183L85 179H87V178L89 177V176H87V177H85V178H84V177L82 178V176H81V178H80V176H78L81 180H78V181H77L78 178L75 179ZM47 177H48V176H47ZM55 177H56V176H52V180H53ZM76 177H77V176H76ZM156 177H159V176H156ZM177 177H178V176H177ZM192 177H194V176H192ZM225 177L227 178L226 180H225ZM255 177H256V176H254V177H252V178H255ZM261 177H264V176H261ZM261 177H259V178H258V176L256 177V178L258 179V182H262V180L264 179V178H262V180H259ZM159 178H163V176H160ZM172 178H173V176H172ZM175 178H176V176H175ZM173 179H174V178H173ZM173 179H172V180H173ZM200 179H201L202 181H201ZM172 180H171V179H168L167 182H169L170 186H172V185H176V183H173V182H175L176 179L173 180V181H172ZM197 180H198V181H197ZM204 180H205V181H204ZM222 180H225L226 182L229 181V183H226L225 181H223V182H225L226 184H228V185L230 186V187H229L230 189L226 190V189L224 188L225 191H224L223 189L220 190V188H223V187L228 188V185H226V186H225V185H222V187L219 186V185H221V184L223 183ZM233 180H234V181L237 180V182H236V183H235V182L233 183ZM243 180H244V181H243ZM196 181H197V182H196ZM211 181H212V183H211ZM263 181H264V180H263ZM163 182H164V181H163ZM198 182H199V183H198ZM203 182H204V183H203ZM239 182L241 183V185H240L241 187L239 186V187H240L239 191L241 192V190H243V191H244L243 194L245 193V194H248L249 196H248V195H245V194H244V195L242 194L243 196L240 194L241 196H239V194H238V186H237V185L239 184ZM248 182H247V183H248ZM252 182H253V181H252ZM256 182H257V180H256ZM197 183H198V184H197ZM205 183H206V184H205ZM214 183H215V184H214ZM230 183L236 184L235 186H236L237 188L234 187V185H233V187H232ZM242 183H243V184L245 183L246 185L243 186ZM254 183H255V182H254ZM209 184H210V186L208 187ZM211 184H212V185H211ZM250 184H251L252 187H253V183H250ZM261 184H262V183H260V184L257 183V186H258V185H261ZM80 185H81V184H80ZM89 185H91V186H90L89 189H87ZM89 185L86 186L87 188H86L85 186H84V188L82 187L83 190H79V193H80V194L77 193L78 196H77L76 193L74 194V195H76L78 198H80V201H81V202H79V201L77 202L76 200H78V199L74 196L73 201H71V203L73 204V205H72L73 207H75V206H76V207H78V206L81 207L82 202L84 201V197H83L82 195H84L85 198H86V197H88V192H89V194H91V193H95L96 190L99 189L97 185H96V186L93 185V184H89ZM201 185H202V186H201ZM203 185H204V187H203ZM205 185H206L207 187H206ZM251 185H250V187H251ZM263 185H264V184H263ZM82 186H83V185H82ZM94 186H95V187H94ZM217 186H218V188H217ZM248 186H249V184H248ZM254 186H255V185H254ZM257 186H256V188H258ZM231 187H232V189H233V188H236V189H237V193H235V194H237V195L234 194V191H235L236 189L231 190ZM243 187H245V188H243ZM174 188H175V187H174ZM207 188H208V189H207ZM241 188H242V189H241ZM263 188H264V187H263ZM90 189H91V192H90ZM93 189H94L95 191H94ZM176 189H177V185H176ZM191 189H192V190L194 189L196 192L193 191V193H192V190H191ZM87 190H88V191H87ZM173 190H174V189H173ZM213 190H210V191H213ZM248 190H250V193H251V194H250V193H247V192H249ZM84 191H85V192H84ZM92 191H94V192H92ZM97 191H99V190H97ZM175 191H176V190H175ZM179 191H180V190H179ZM182 191L184 192V190H181L180 193H179V192H178V193L181 194ZM205 191H206V192H205ZM231 191H232V192H231ZM245 191H246V192H245ZM82 192H84L85 194H83ZM183 192H182V195L184 194ZM213 192H215V191H213ZM235 192H236V191H235ZM240 192H239V193H240ZM198 193H199V192H198ZM253 193H254V198H253V200H255V202L257 201L258 203H257V202H256V204L253 203L254 201H253L252 198H251L250 200L248 199V200L251 202V205H250V204H245V205H244L245 202H243V200H244V199H247V198H246L247 196H248V198L251 197V195H252V197H253ZM175 194H176V193H175ZM186 194H187V193H186ZM186 194H184L183 197L187 198ZM225 194H224V196H225ZM187 195H188V194H187ZM197 195H199V194H197ZM197 195H196V196H197ZM200 195H202V194L200 193ZM203 195H202V196H203ZM71 196L73 197V195H71ZM71 196L69 197V202H70V199L72 198ZM79 196H80V197H79ZM178 196H179V195L177 194V197H178ZM206 196H207V195H206ZM208 196H209V195H208ZM229 196H230V197H229ZM231 196L236 197V198H232ZM2 197L4 198L5 196H2ZM188 197H189V195H188ZM199 197H200V196H199ZM240 197L243 198V200L240 199ZM256 197H257V198H256ZM5 198H6V197H5ZM81 198H83V199L81 200ZM180 198H181V195H180L179 199H180ZM185 198H184V199H185ZM200 198H201V197H200ZM220 198H221V199H220ZM255 198H256V199H255ZM177 199H178V198H177ZM181 199H182V198H181ZM181 199H180V200H181ZM207 199H208V200H207ZM217 199H215V200H217ZM239 199L242 200L241 202H243V203H241V204H242V206H244V207H242V208H243V209H242V212L244 213V215H243L242 212H240V211H241V210H240V207H241V206H239V207H234V205H235L234 202L236 201V202L238 203V200H239ZM85 200H86V199H85ZM87 200H88V199H87ZM87 200H86V201H87ZM186 200H187V199H186ZM248 200H247V202L250 203ZM75 201H76V202H75ZM94 201H95L94 204L96 205V202H97V201H96V200H94ZM190 201H191V200H190ZM225 201L228 203V204H227L228 206L224 205V202H225ZM244 201H245V200H244ZM252 201H253V202H252ZM73 202H74V203H73ZM192 202H195V203H196V201H193V198H192ZM247 202H246V203H247ZM75 203H76L77 205H76ZM201 203H204V202L202 201ZM218 203H219V202H218ZM237 203H236V204H237ZM239 203H240V202H239ZM260 203H261V204H260ZM160 204H162V203H160ZM229 204H230V205H229ZM233 204H234V205H233ZM252 204H253V206H252ZM74 205H75V206H74ZM85 205H86V204H85ZM88 205H89V204H88ZM88 205H87V207H85V210H87L86 208L89 207ZM91 205L93 206V204H91ZM195 205H196V204H195ZM246 205H250L249 207H250L251 209L255 210V211L251 210V209H250L249 207H247ZM258 205H259V206H258ZM262 205H263V204H262ZM170 206H171V207H170ZM200 206H201V205H200ZM216 206H217V204H216ZM230 206H231L232 209H231V208H227V207H230ZM236 206H237V205H236ZM245 206H246V207H245ZM251 206H252V207H251ZM19 207H22V206H19ZM163 207H164V208H163ZM169 207H170V208H169ZM183 207H181V208H183ZM219 207H220V208H219ZM221 207H222V209H221ZM257 207H258V208H257ZM263 207H264V206H263ZM89 208H90V207H89ZM89 208H88V209H89ZM91 208H94V206L91 207ZM190 208H191V207H190ZM194 208H193V209H194ZM208 208H209V206H208ZM223 208H224V209H223ZM225 208H227V209H226L227 212H225V211H226ZM234 208H235V209L237 208V211H239V213L242 215V217L244 216L243 218L247 219L248 216H249V218H248L247 221H245V222H247L246 224L248 225V222H249L248 220H250L251 223H250L249 225H251V226L245 227V222H244L245 219L243 220V218L241 217L240 214H238L237 212L235 213V212L233 211ZM248 208L250 209L251 213H248ZM261 208L263 209V211H262ZM21 209H22V208H21ZM164 209H165V211L163 212ZM204 209H205V210H204ZM219 209H220V210H219ZM235 209H234V210H235ZM244 209H245V210L247 209L246 212H244V211H245ZM18 210H19V209H18ZM110 210H111V209H110ZM195 210H196V209H194V211H192V210H190V211L195 212ZM202 210H203L205 213H204ZM217 210H219V212L222 213L224 216L221 215V214L219 215V212H218V214L216 215L215 212L217 213ZM221 210H222V211H221ZM169 211H170V210H168L167 212H169ZM183 211H185V212H183ZM230 211H231V212H230ZM256 211H258V212H256ZM259 211H260V212H259ZM261 211H262V212H261ZM181 212H183V213H181ZM206 212H207V215H206ZM208 212H209V214H208ZM224 212H225V213H224ZM233 212H234L235 214H234ZM253 212H254V213H253ZM42 213H43V215L41 216ZM45 213H46V214L49 213L48 210H47V212H46L45 210H43V211H39V212H38V215H40V216H39L40 218L44 216L43 219H45V216H46ZM184 213H185V214H184ZM202 213H203V214H202ZM210 213H213V214H211L212 217H211ZM252 213H253V214H252ZM166 214H167V213H166ZM169 214H167V215L169 216ZM181 214H182V215H181ZM188 214H189L190 216H189ZM233 214H234L235 216H234ZM249 214H250L251 216H250ZM261 214H263V217H262ZM48 215H49V214H47V216H48ZM171 215H170V216H171ZM226 215H227V216H226ZM239 215H240V216H239ZM253 215H254V218H253ZM260 215H261V216H260ZM79 216H80V218L78 217V219H76V220H73V219H72V220H73V221H77V220H78V221L80 222V220H82L83 217H82V215H79ZM83 216H84V215H83ZM221 216L223 217L222 219H221ZM231 216H232V218H231ZM246 216H247V217H246ZM255 216H256V217H255ZM225 217H227V219L229 218V219H228L229 221H227V219H226ZM47 218H49V217H47ZM93 218H94V217L92 216L91 219H92V220L94 221V223L97 225L95 230H96L98 233H100V232H102L103 230H105V229L102 228V227H104V228L106 227V226L102 223L103 221H102V222H101V220H100V221H95V218H94V219H93ZM189 218H188V220H192V219H189ZM208 218H209V219H208ZM212 218H213V219H218V220H217V221L214 220V221H216V222H214ZM259 218H260V219H259ZM169 219H168V220H169ZM175 219H176V221H175ZM180 219H181V220H180ZM186 219H187V218H186ZM241 219H242V220H241ZM257 219H258L259 221H258ZM170 220H169V221H170ZM172 220H174V222H173ZM202 220H203V221H202ZM255 220H256V221H255ZM184 221H185V220H184ZM212 221H213V222H212ZM221 221H222V222H221ZM217 222H218V223H217ZM219 222H221V223L219 224ZM229 222H230V224H229ZM231 222H232V223H231ZM239 222H240V223H239ZM241 222H243V223H242L243 225L241 224ZM256 222H257V223H256ZM97 223H98V224H97ZM180 223H179V225H180ZM185 223H186V222H185ZM216 223H217V224H216ZM237 223H238V225H237ZM102 224H103V225H102ZM218 224H219V225H218ZM221 224H222V226H221ZM226 224H227V226H226ZM234 224H235V225H234ZM261 224H263V225H261ZM183 225H182V226H183ZM228 225H229V226H228ZM232 225H233V226H232ZM239 225H241V226H239ZM182 226H177V227H175V229H173V231H174L175 233L172 232V235H178V234H179V231H180V232H181V231L184 232V231H183L184 226H183V227H182ZM192 226H191V227H192ZM217 226L220 227V228H218ZM231 226H232L233 228H232ZM243 226H244V227H243ZM117 227H119V225H118ZM178 227L181 228V230H180ZM208 227H209V226H208ZM216 227H217V228H216ZM224 227H225V229H224ZM177 228H178V231L176 232L175 230H177ZM198 228H199V225H198ZM228 228H230V230H229ZM247 228H248V229H247ZM251 228H252V229H251ZM209 229H211V231H210ZM219 229H220V230H219ZM222 229H223V230H222ZM226 229H227V230H226ZM245 229H246V230H245ZM255 229L258 230V231H262L263 233L260 232L262 235H261L258 231H256ZM260 229H261V230H260ZM99 230H100V231H99ZM190 230H191L190 233H191L192 235L189 233ZM194 230H193V231H194ZM225 230H226V231H225ZM231 230H233L234 232L231 231ZM237 230H238V231H237ZM117 231H118V230H117ZM214 231L216 232V234H215ZM218 231H220V233H221V231H222V233L225 234V235H222V233H221V236H220V235H219L220 233H219ZM223 231H224V232H223ZM227 231H228V232H227ZM242 231H243V232H242ZM118 232H119V231H118ZM225 232H226L227 234H226ZM244 232H245V233H244ZM246 232H247V233H246ZM249 232H250V233H249ZM256 232H257V235H258L257 237H258L260 240H261V239L263 240L262 242H260V240H258V238L254 237V236L256 235ZM195 233H196V231H195ZM236 233H237V234H236ZM207 234H208V233H207ZM209 234H208V235H209ZM217 235H218V236H217ZM260 236H261V238H260ZM70 239H71V238H70ZM125 239H126V241L128 240V242H129V239H127V237H125ZM125 239H124L123 242H122L123 245H122V243H121V246H122V247H120V249H122V251H124V250H125V247H126V244H125L126 241H125ZM203 239H204V240H203ZM216 239H218V240H216ZM219 239H222V240H219ZM255 239H256V240H255ZM140 240H141V239H140ZM199 240H200V239H199ZM206 240H207V238H206ZM213 240H214V241H213ZM215 240H216L218 243L214 244L213 242H216ZM137 241H138V240H137ZM137 241H136L135 243H137V244L140 245L141 243H139V241H138V242H137ZM142 241H143V242H142ZM222 241H223V242H222ZM237 241H238V242H237ZM253 241H254L255 243H254ZM140 242H142V245H141V247L143 246L142 248H145V247L147 248V247H149V249H150L152 246L154 247V243H152V242L149 243V242H146L145 240H141ZM144 242H145L146 244H145ZM196 242H197V244L199 243L200 245H199V244H198V245L195 244ZM210 242H211L212 244H211ZM235 242H236V243H235ZM258 242L261 243V244H259ZM135 243H134V248L137 247V245H136ZM143 243H144V245H143ZM148 243H149V245H148ZM155 243L158 244L157 242H155ZM193 243H194V245H195V249H193V248H194ZM205 243H206V242H205ZM127 244H128V243H127ZM151 244H152V245H151ZM156 244H155V247H156ZM208 244H209V245L211 244V245L208 247ZM240 244H241L242 246L245 244V245L243 246L244 250H243V248H242V246H241ZM146 245H147V246H146ZM236 245H237V246L239 245V246L237 247ZM246 245H247V246H246ZM252 245H253V246H252ZM255 245H256V246H255ZM261 245H262V248L259 249V250L261 251V253H260L259 251H257V250H258L257 248H260ZM41 246H42V244H41ZM159 246H160V245H159ZM212 246H213L214 248L211 249ZM224 246H225V245H224ZM224 246H223V247H224ZM232 246H231V249H232ZM235 246H236V247H235ZM245 246H246V247H245ZM215 247H216V249H215ZM217 247H218V248H217ZM223 247H222V251H223L224 253H225L226 251H229L228 249H229L230 247H227L228 249H227L226 247H224V248H226V249H225L226 251L224 250ZM239 247H240V248H239ZM157 248H159V247L157 246L156 249H157ZM197 248H199L200 253L198 252V249H197ZM235 248H237V249H235ZM251 248H252V249H251ZM152 249L154 250L155 248H152ZM152 249H151L148 253H147V252L143 253V254H144V256H143L144 258H142V259H143L144 261H146L145 264H147V263L150 264V254H153L152 256H155L156 253H158V252L150 253V252L152 251ZM217 249H218V252H217ZM255 249H256V250H255ZM157 250L159 251L160 249H157ZM157 250H155V251H157ZM209 250H210V251H209ZM252 250H253V251H252ZM144 251H145V250H144ZM236 251H237V252H236ZM152 252H153V251H152ZM159 252H161V251H159ZM163 252H165V251H163ZM163 252H162V254H163ZM216 252H217L218 254H217ZM230 252H232V250H231ZM245 252H247V253H245ZM257 252L260 253V255L262 256L261 258H260V255H258ZM146 253H147V254H146ZM165 253L168 254L167 252H165ZM226 253H228V254L230 255L229 252H226ZM143 254H141V255H143ZM162 254L159 253L158 255H162ZM186 254L189 255L188 252L185 253V255H186ZM195 254H196V253H195ZM203 254L205 255L204 257H203ZM228 254H227V255H228ZM244 254H245V255H244ZM145 255H147V256H145ZM163 255H164V254H163ZM187 255L185 256V257H187V258L185 259V261L182 260L183 263H185V264H188L187 261H189V260H188V259H189V256H187ZM212 255H213V256H212ZM152 256H151V258H152L151 260H153V262H154V258H153ZM165 256H166V255H164V256H162V257H165ZM216 256H214V257L216 258ZM235 256H236V255H235ZM238 256H239V255H237V257H238ZM169 257H170V256H169V254H168V255L166 256V258L169 259ZM185 257H184V258H185ZM220 257H218L217 260H219ZM228 257H229V256H228ZM155 258H157V260H156V263H157V264H159V262H157L158 259H159L160 261L163 260V259L159 258V256H157V257L155 256ZM184 258H183V259H184ZM215 258H214V259H215ZM252 258H253V259H252ZM170 259H171V260H170ZM170 259H169L170 261L173 260L172 258H170ZM214 259H213V261H214ZM244 259H245V262L243 261ZM246 259H247V260H246ZM140 260H141V257H140V259H139V262L143 264L144 261H142V260L140 261ZM148 260H149V261H148ZM203 260H201V262H202ZM220 260H221V259H220ZM123 261H124V264H125L126 262H128V261H126V259H124ZM163 261H164V260H163ZM163 261H161L162 263H161V262H160V263L163 264ZM166 261H167V264H168V263H169L168 260H166ZM176 261H177V262L179 261L178 258H177ZM204 261H203V263H204ZM213 261H211V262H213ZM222 261H221V262H222ZM226 261H228V262H226ZM164 262H165V261H164ZM174 262H175V261H174ZM179 262H180V263H179ZM179 262H178V264H181V260H180ZM217 262H218V261H216V262H214V263L216 264ZM225 262H226V263H225ZM183 263H182V264H183ZM250 263H249V264H250ZM127 264H128V263H127ZM153 264H154V263H153ZM164 264H166V262H165ZM173 264H175V263H173ZM218 264H221L220 261H219ZM231 264H232V263H231ZM233 264H234V263H233ZM235 264H237V263H235Z\"/></svg>",
	"mask_w": 264,
	"mask_h": 264
}]
</instances>
